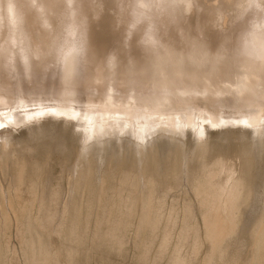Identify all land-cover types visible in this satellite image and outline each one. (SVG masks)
I'll return each mask as SVG.
<instances>
[{
	"label": "rangeland",
	"instance_id": "1",
	"mask_svg": "<svg viewBox=\"0 0 264 264\" xmlns=\"http://www.w3.org/2000/svg\"><path fill=\"white\" fill-rule=\"evenodd\" d=\"M23 5H25L26 8L30 9L32 12L34 11H37L38 13L40 12H43V9H42V4H38L40 2L36 1V0H20ZM29 1H30V4H29ZM33 1V2H31ZM36 1V2H35ZM94 1V0H93ZM128 0H125L123 2H117L116 6L114 8L111 9L110 12L106 13L107 17L110 16L111 14L115 13L117 15H121V19H120V22L118 23H112L109 25L110 27V30L111 31H114V34L116 36L119 37L120 39V43H123V44H127L128 42V37H131L132 36V32L134 30V27L133 26L131 29H128V32L127 31V35H130V36H125V33H124V30H123V27L125 25L124 21L126 22L127 20V17H128V10H127V2ZM207 1V0H206ZM68 2H72V3H76V5H74L73 7H71V3L69 4V7L73 8L71 9L70 11L73 10V13L72 12H68V14L66 13V15L64 16L65 17V21H69L71 22L70 25L73 27H71L72 31H68L67 32V35H65V44L67 43L70 44L69 45V49L67 50V52L65 53V57L63 55V53L60 54V57L57 58L56 60L55 59H49V60H45V59H48V56L46 58V55H43L45 57L42 58V61L45 62V64H49L48 66L45 65L42 61V63L40 62H36L34 61L37 65H35V63H33V59L32 58V61H31V58L29 56H31L30 53H27L29 50L24 46L23 44V41L21 40V38L18 40L20 43L19 45L17 46L18 48H15V45L12 47V48H6V45L5 44H0V55H2L3 51L5 50H8L10 51V55H9V58L11 61H14L16 59V56L14 55L15 52H20L22 54V56L19 58L21 60H19L20 63L14 61L11 63L10 67V71L11 73H14L15 75H17V78L21 77L23 79H25L26 82H28L29 80H33L35 81L36 78H40V77H45V75L47 74H51L54 69H58L63 63H64V68H74L76 65V67H78L81 71H82V74L83 75H86L87 73V77L89 76V71L87 70V72L85 71L86 68H88V66L86 67L85 65V62L83 61V50L80 49L79 47H76L77 43L79 45V42L81 41H84V37H83V34H82V31L80 30V28L82 27V24L83 23V20L78 21L76 22V19L74 17L75 16H78V19H82L83 16L82 13L84 12L83 8L84 6L80 5L79 2L77 0H68ZM127 2V3H125ZM208 2H212V3H217L218 1L217 0H208ZM35 3H37L35 5ZM74 3V4H75ZM120 3H123V4H120ZM28 4V5H27ZM33 6H32V5ZM248 8L246 10H244V12L241 14V18L239 20H236L234 23H231L229 26V28H226L224 29V31H229L230 33H235L236 30H240L239 27L245 29L246 31V40L247 42L249 43H246V53L248 55H244V56H241L240 58H238L237 60H235V64L238 65V67L240 66L241 67V64L243 66V64H247V65H244L243 67H246L248 66V69L249 70H252L250 72L254 73L255 77L259 80V84L262 85L263 82H264V73H262V70H261V66H263L264 64V31H261V26L260 25H257L255 29L253 30H249L250 29V24L251 22L254 20V19H258L259 17H261V15H264V14H261L259 13V11L256 10V8L252 7L253 5H257L254 0H249L248 1ZM39 5V6H38ZM29 6V7H27ZM30 6L32 7V9L30 8ZM37 6V7H35ZM41 6V7H40ZM68 6V5H67ZM82 7V11L80 10L81 7ZM95 6V7H94ZM120 6V8H119ZM33 7L37 8V9H34ZM79 9H77V8ZM76 8V10H75ZM95 9V11H94ZM114 9V11H113ZM93 10V11H92ZM97 10V11H96ZM117 10V11H116ZM121 10H125V11H121ZM127 11V12H126ZM31 12V13H32ZM82 12V13H80ZM90 12V13H89ZM88 12L87 15H85L86 18H90V17H93V18H98L100 17V10L99 8H97V5H93L92 8L90 9V11ZM93 12V13H91ZM121 14H120V13ZM125 12V13H124ZM233 11L231 10V8H227L226 9V17H225V20H224V23L223 27H226V21L229 20V15L232 13ZM49 13H53L52 11H49ZM98 13V14H97ZM34 14V13H32ZM57 13H54L52 14L54 17L53 18H58L57 16L55 17ZM72 14H74L73 16H71ZM80 14V15H78ZM127 14V15H126ZM58 15V14H57ZM89 15V16H88ZM69 16V17H68ZM71 16V18H70ZM96 16V17H95ZM247 16V17H246ZM1 15H0V21L2 20L3 22L2 23V27L4 28V17H2L1 19ZM68 17V19H67ZM74 17V18H73ZM80 17V18H79ZM243 17V18H242ZM73 18V20H72ZM248 18V19H247ZM43 19H46V16L45 18L43 17ZM84 19V17H83ZM74 21V22H73ZM122 21V22H121ZM239 22V23H238ZM74 23V24H73ZM79 24L77 26H75V24ZM121 23V24H120ZM247 23V24H246ZM44 24H47V19L46 21H44ZM73 24V25H72ZM238 24V25H237ZM81 25V26H80ZM113 25V26H112ZM120 25V26H119ZM195 26V25H193ZM2 27H1V24H0V38L2 39ZM111 27H113L111 29ZM220 28V25H215V28ZM235 27V28H234ZM78 28V29H77ZM70 29V30H71ZM114 29V30H113ZM73 30H76V31H73ZM80 30V31H78ZM119 30V32H118ZM235 30V31H233ZM132 31V32H131ZM223 31V30H222ZM46 31L42 30L41 28H36L35 31H34V35H36V33H38L36 36H42L43 38L45 37L44 33ZM122 32V33H121ZM17 33V36H20V33L18 34ZM69 33H71V35L69 36ZM118 33V34H117ZM150 30L146 33L147 37L151 36L150 34ZM233 33V34H234ZM82 34V36H81ZM205 34V33H204ZM220 34L222 33H219V35H217V37H219V39L217 37H215L216 39H218L215 43V40L214 39H210L212 42H214V44L212 42H210V40L208 39V43L210 46H213L212 48H216L225 38V33L222 34V36H220ZM248 34V35H247ZM73 35V36H72ZM78 35V36H77ZM13 38L14 36L16 37V35H12ZM72 36V37H71ZM122 36V37H120ZM263 36V38H262ZM135 37V36H134ZM132 38V40H130L128 43V45L131 44V46L133 47L132 48V52L130 51L129 54L127 55H120L123 56L121 57V59H126L128 55H135L137 57H139V54H141V51L139 50V47H138V39H135V38ZM70 38V39H69ZM95 38V41L96 43H100L102 44L103 46H105V49L108 47V45H110L113 41L112 39V36H108L106 33H103L101 32L100 33H96V35L94 36ZM137 38V37H136ZM205 38L207 39V37L205 36ZM15 39V38H14ZM74 39V40H73ZM76 39V40H75ZM104 40V41H103ZM111 40V41H110ZM22 41V42H21ZM75 41V42H73ZM133 44H132V43ZM135 42V44H134ZM219 42V43H218ZM252 43V45H251ZM105 44V45H104ZM134 45V46H133ZM251 45V46H249ZM3 46L5 48H3ZM21 47V48H20ZM23 47V48H22ZM253 47V48H252ZM26 48V49H25ZM4 49V50H2ZM14 49V50H13ZM247 49H250L247 50ZM26 50V51H25ZM253 50V52H252ZM255 50L257 52H255ZM2 51V52H1ZM23 51V52H21ZM112 51V50H111ZM108 51V50H103L101 51L100 53L97 54V58L98 60H96L97 63H95V66H94V76L91 78V82L88 84V91H87V94L86 96L88 95L89 97L93 96L94 98L98 99V100H102V102L104 103H111L114 105L115 104H120L122 102H129V103H138V104H141V105H153V104H156V102L159 100H161L162 102H159L160 104H163L165 103V101H167L169 98L166 99V97L163 96L164 95H167L168 96L170 95L171 96V99L172 101L174 102H177V101H180L178 97L180 96H184L186 93H190V92H193L195 91V88L197 89L198 88V85H200V81L201 79L198 81V80H191L189 78L186 77L183 78L184 79V87L183 85L181 86H178V84L176 83L175 84V80L171 81V83H169V85L166 84V86L163 88L161 86V84H154L152 86V88L150 90H145V89H140L138 88L137 86H135L134 84H130V83H125L124 81V78L121 74H119L117 72V64H118V57L115 55L114 51ZM14 52V53H13ZM26 52V53H25ZM105 52H110L108 55L107 53ZM49 53V52H48ZM253 53V55L251 54ZM30 54V55H29ZM100 54V55H99ZM109 55H111V57H109ZM255 55V56H254ZM257 55V59H254ZM13 56V57H12ZM114 56V57H113ZM141 56V55H140ZM248 56V57H247ZM15 57V58H14ZM32 57V56H31ZM103 57V58H102ZM111 58V59H106V58ZM113 57V59H112ZM244 57V58H243ZM77 58V59H76ZM101 58V59H100ZM246 58V59H245ZM251 58V59H250ZM81 59V61H80ZM106 59V60H105ZM239 59L242 60L239 62ZM253 59V60H252ZM30 60V61H29ZM53 60V61H52ZM57 63H55L54 62ZM79 60V61H78ZM251 60V61H250ZM48 63H47V62ZM100 61V62H99ZM239 64H238V62ZM248 61V62H247ZM250 61V62H249ZM253 61V63H252ZM31 62V63H30ZM50 62V63H49ZM54 62V63H53ZM102 62V63H101ZM247 62V63H246ZM256 62V63H255ZM17 63V64H16ZM33 63V65H32ZM101 63V64H100ZM105 63V64H104ZM114 63V64H113ZM230 62H226L223 67H222V70L224 68H228L230 64H234V63H230ZM263 64V65H258V64ZM103 64V66H102ZM112 64V65H110ZM228 64V66H226ZM256 64V65H255ZM18 65V66H17ZM31 65V67H30ZM39 65V67H38ZM116 65V66H115ZM253 65V67H252ZM17 68H16V67ZM22 66V67H21ZM38 68H36V67ZM51 66V67H49ZM58 66V67H57ZM107 67V68H105ZM239 67V68H240ZM241 67V68H243ZM251 67V68H249ZM256 67V68H255ZM47 68V69H46ZM53 68V69H52ZM105 68V69H103ZM45 69V70H44ZM85 69V70H84ZM99 69V70H98ZM108 69V70H107ZM17 70V71H16ZM24 70V71H23ZM36 70V71H35ZM101 70V71H100ZM114 70V71H113ZM261 70V71H260ZM106 71V72H105ZM254 71V72H253ZM19 72V73H18ZM46 72V73H45ZM97 72V73H96ZM103 72V73H102ZM109 72V73H108ZM117 73V75H116ZM77 74V72L75 70L73 71H64L62 77H61V81H65V80H68V78H72L74 77L75 75ZM103 74V75H102ZM115 74V75H114ZM118 74H119V77H118ZM182 74V73H180ZM257 74V75H256ZM183 75V74H182ZM109 76V77H108ZM184 76V75H183ZM35 77V78H34ZM185 77V76H184ZM210 77V76H208ZM260 77V78H259ZM118 78V79H117ZM122 78V79H120ZM113 79V81H112ZM94 80V81H93ZM122 80V81H121ZM192 83H191V81ZM93 81V82H92ZM102 81V82H101ZM108 81V82H107ZM111 81V82H110ZM115 81V82H114ZM120 81V82H119ZM198 81V82H197ZM12 82V81H11ZM262 82V83H260ZM112 83V84H111ZM190 83V84H188ZM196 83V84H194ZM199 83V84H198ZM93 84V85H92ZM165 83H162V85H164ZM189 85V86H186V85ZM192 84V85H191ZM20 82H17L14 84V82H12V85H9V86H6L5 85V81L3 79V76H1V72H0V104L3 102L2 106L4 107V105H7V99H10V97L12 96V94L16 93V92H20V94L23 93H29V91L31 90L30 87H23L22 85H20ZM109 87H108V86ZM125 85V86H124ZM158 85V86H157ZM160 85V86H159ZM91 86H93L92 88H90ZM99 86V87H98ZM102 86V87H101ZM105 86V87H103ZM115 86V87H114ZM177 86V87H176ZM5 87V89H4ZM53 87V86H52ZM52 87H49V88H39L37 89L36 91L34 92H38V91H42L43 93H47L46 91L50 92L51 89H53ZM95 87V88H94ZM108 87V88H107ZM112 87V88H111ZM169 87V88H168ZM179 87V88H178ZM104 88V89H103ZM134 88V89H133ZM162 88V89H160ZM4 89V90H2ZM46 91H45V90ZM95 89V91L93 90ZM108 89V90H107ZM161 91L159 92L158 91ZM164 89V90H163ZM14 90V91H13ZM15 90H17L15 92ZM94 91L93 93H91V91ZM134 90V91H133ZM166 90V91H165ZM169 90V91H168ZM180 90V91H179ZM45 91V92H44ZM99 91V92H98ZM110 91V92H109ZM118 91V92H117ZM136 91V92H135ZM91 93V96H90V93ZM97 92V93H96ZM106 92V93H105ZM139 92V93H138ZM166 92H169L166 94ZM179 92V93H178ZM182 92V93H180ZM89 93V94H88ZM104 93V94H103ZM156 93V94H155ZM159 93H162L161 95H159ZM103 94V95H101ZM114 96H113V95ZM142 94V95H141ZM151 94V95H150ZM5 95V96H4ZM10 95V96H9ZM15 95V94H14ZM118 95V96H117ZM131 95V96H130ZM9 96V97H8ZM113 96V97H112ZM133 96V97H132ZM164 100H162L163 98ZM107 97V99H105ZM117 97V98H116ZM127 97V98H126ZM159 99V100H158ZM166 99V100H165ZM148 100V101H147ZM6 101V102H5ZM139 101V102H138ZM152 101V102H151ZM5 102V103H4ZM151 102V103H150ZM157 102V104H158ZM146 103V104H145ZM150 103V104H148ZM166 104V103H165ZM6 107V106H5ZM167 107L168 106H164L162 107V110L161 108H159V112L160 110L164 113H168L167 111ZM164 108L166 109V111L164 110ZM170 108V107H169ZM174 108V110H173ZM213 108V107H212ZM173 110L172 112L170 111ZM168 109L169 112L171 113H174L176 110L179 109L178 106H173L172 108ZM176 109V110H175ZM164 110V111H163ZM177 112V111H176ZM161 113V112H160ZM263 116H264V112H262ZM40 119L37 121H31V122H28L26 124H20V125H17L16 127L12 128V135L13 136V141H12V144H8L10 145L7 149V146H3L1 143H0V154H1V151L2 149H7L8 151H12L13 155H12V158H16V157H19L20 159L22 158H26L25 160L22 159L24 161V163H26V170H25V173L24 175L26 176H22L23 179H21V192H20V196H19V200L17 197H15L16 195H19V193L15 190H13L15 187L13 186V184H11L9 181H11V176L12 175H16L17 172H19V169H17V167L19 168V166L17 165L18 163H14V166H13V163H4V160L2 161L1 159V155H0V185H2L0 188H2L0 191V202L3 203L4 201L6 203H3L1 204L0 203V209H3V210L7 213H8V219L7 218V224L4 223V221L2 220V217H0V236L2 237L0 240V249H2V253L0 251V253L2 254V257H1V254H0V264H43L42 263V259L43 257L46 258L45 262L47 261L48 263L50 264H71V263H68V262H71L72 261V258L74 256L75 260L72 261V264H156L157 261H160V262H157V264H172V259H173V255L175 253V251H178L184 258L188 259L190 261V264L192 263L193 264V261L194 264H204L206 262V260L210 256V253L212 252V249H213V246L212 244L213 241L206 237L205 236V224L204 223V219L202 220L203 218V212H205L206 210V207L201 206V204L197 205V201H200V199L198 200V198L196 197V195L198 196V193L195 191V188L197 186H195L197 184V181L200 179V176L202 173H199L201 172V170L199 169V167H195L197 164V156H198V153H197V147L195 149V143H196V138L195 136H193V132L191 131H187L185 132L184 134H176V133H166V132H162V133H159L157 134V137L155 136V140L154 141H151L152 143H148V144H145V152H149L152 150V148L150 146H154L156 147L157 149L155 150V152L153 153V156L154 157V160L156 162H154L153 158L151 157H147L145 160L140 159V154H138L134 148H133V143L132 142H128L127 138H132L134 141H137V137L135 135H133V133L129 132V133H122V134H118L116 136H113V137H110V139L113 141H115V145L112 147L111 145H107V147L105 149H103L102 151H100L98 153L97 149H95V145H90L89 149H88V152L87 153H82L81 154V143H80V139L78 138V133L76 132L77 131V128L74 127V125L70 122H66L62 119H58L56 120L55 122L54 121H50L48 120V118L46 117L45 114L41 115L39 117ZM58 121V122H57ZM58 125V126H57ZM54 126H57V128H55ZM24 127V128H23ZM51 127H54V128H51ZM69 127V128H68ZM58 128H60L58 130ZM43 129V130H42ZM54 129V130H53ZM57 129V130H56ZM214 130H212V132L210 134H208V142H209V149L208 151L206 152V157L208 155H210V159L209 158H206L209 162H212L213 160H215V158L217 157H224L226 159L229 160L228 162H230L231 164H233V168H235L234 170V175L235 174H239L240 170H241V167H243V161H244V158L243 156L241 155V152L246 148V146L248 144H251L252 142H256V144H254L255 148H254V151L256 154H254L253 156V164L251 166V169H250V181H251V186H252V190L253 193L251 198L249 199L248 201V204H246L243 208V210L240 211L239 213V225L237 226V229H236V232L234 233V236H228L226 235L225 238L221 239L220 241L218 242H223L224 243V246L227 245V251H226V259L229 260L230 264H252L253 262V255H254V249H255V239H256V236L255 234L253 233L254 232V225L257 221V219L259 218L260 216V213L263 211L264 209V132L261 133L259 136H254L253 134H251L250 132L242 135L241 137L238 136V133H235V132H226L227 128L226 127H217V128H212ZM46 130V131H45ZM58 133L59 131V135L60 137L62 138H59L57 139L56 141L55 138H52L51 139V134H53L52 136H54V133H56V131ZM52 131V132H51ZM54 131V132H53ZM68 131V133H67ZM75 131V132H74ZM15 132V133H14ZM49 132V133H48ZM51 132V133H50ZM63 132V133H62ZM72 132V134H71ZM216 132V133H215ZM30 133V134H29ZM46 133V134H45ZM56 133V134H57ZM61 133V135H60ZM50 134V135H49ZM55 134V136H56ZM71 134V135H70ZM214 134V136L212 135ZM23 135V136H22ZM40 135V136H39ZM50 136L48 137L49 140L51 141H48L47 139V136ZM168 135V136H166ZM46 136V137H45ZM123 137L122 139L118 140L119 137ZM210 136V137H209ZM23 137V138H22ZM40 137V138H39ZM45 137V138H44ZM118 137V138H117ZM186 137V138H185ZM16 138V139H15ZM35 140H34V139ZM39 138V139H38ZM42 138H44L43 140H46L43 142ZM168 138V139H167ZM175 138V139H174ZM177 138V139H176ZM214 139V142H213V139ZM256 138V139H255ZM30 139V140H29ZM54 139V140H53ZM61 139V140H60ZM77 139V140H76ZM173 139V140H172ZM194 139V140H193ZM214 143L215 145H213L211 143ZM219 139V140H218ZM23 140V141H22ZM53 140V142H52ZM59 140V142L62 144L58 145L57 142ZM151 140V139H150ZM168 140V141H167ZM176 140V141H175ZM219 142H218V141ZM246 140V141H245ZM39 141L40 143V146H39V143H36L38 145H36L35 143ZM41 141V142H40ZM64 141V144L63 142ZM156 141V142H155ZM183 141V142H182ZM195 141V142H194ZM221 141V142H220ZM231 141V142H229ZM234 141V142H233ZM248 141V142H247ZM251 141V142H250ZM22 142V143H21ZM32 142L35 144L34 147H33V144ZM46 142V144H45ZM54 143L53 146H51L49 143ZM178 142V143H176ZM217 142V144H216ZM238 142V143H237ZM23 143H25L23 145ZM30 143V146H27L29 145ZM42 143V144H41ZM59 146H55L56 144ZM88 143V142H87ZM168 143V144H167ZM220 143V144H219ZM229 143V144H228ZM244 143V144H243ZM23 147H19V145H21ZM27 144V145H26ZM45 144V145H43ZM48 144H49V148L51 149L52 147V150H50L48 148ZM13 145L16 148H18V152L17 149L15 150L13 148ZM212 145L214 146L215 149H213ZM219 145V146H218ZM221 145V147H220ZM226 145V146H225ZM17 146V147H16ZM25 146V147H24ZM32 146V147H31ZM55 146V147H54ZM176 146V147H174ZM218 146V147H217ZM53 147L54 148H61V147H65V148H62V150L60 149H54L53 150ZM212 147V149H210ZM234 147V148H233ZM26 148V149H25ZM34 148V149H33ZM39 148V149H38ZM45 148V149H44ZM49 151H52V152H49ZM194 148V149H193ZM114 149V150H113ZM179 149V150H178ZM229 149V150H228ZM234 149V150H233ZM33 150V151H32ZM59 150V151H58ZM194 151V154L192 153ZM236 150V151H235ZM37 151V152H36ZM47 151L49 153H47ZM106 151V152H105ZM210 151V152H209ZM18 152V153H17ZM28 154H26V153ZM35 152V153H34ZM77 152V153H76ZM98 154H97V153ZM108 152V153H107ZM181 153V154H178V153ZM189 153H190V156H189ZM262 153V154H261ZM19 154V155H18ZM21 154V155H20ZM23 154V155H22ZM46 154V155H45ZM197 154V155H196ZM222 154V155H221ZM235 154V155H234ZM131 155V156H130ZM139 155V156H138ZM184 155V156H183ZM193 155V156H192ZM195 155V157H194ZM217 155V157H216ZM33 156V157H32ZM47 159H46V157ZM49 156V157H48ZM82 156V158H81ZM142 156V155H141ZM150 156V155H149ZM182 158L180 159L179 157ZM192 158L191 160H194L195 162H192L191 164V160L189 161V157ZM78 157V158H77ZM188 157V158H187ZM49 158V159H48ZM231 158V159H230ZM19 159V161H21ZM33 159V160H32ZM165 159V160H164ZM188 159V160H187ZM212 159V160H211ZM31 160V161H30ZM97 160V161H96ZM140 160V161H139ZM30 161V163H29ZM45 161V162H44ZM161 161V162H160ZM164 161V162H163ZM182 161V162H181ZM189 161V162H188ZM235 161V163H234ZM238 161V162H237ZM28 162V163H27ZM33 162V163H32ZM42 162V163H41ZM170 162V163H169ZM37 165V169L38 171H42L41 172H38L35 171L36 169L33 170V168L35 167V164ZM40 163V164H39ZM45 166H42L41 167V164ZM47 163V164H46ZM161 163V164H159ZM182 163V164H181ZM188 163H190V167H195V168H192V170L195 171L193 172L191 170V168L189 169V165ZM11 164V166H10ZM31 164V165H30ZM194 164V165H193ZM16 165V166H15ZM160 165V167H159ZM236 165V167H235ZM261 165V166H260ZM39 166V167H38ZM93 166H96L93 167ZM163 166V167H162ZM186 166V167H185ZM14 167V168H13ZM16 167V168H15ZM33 167V168H32ZM62 167V168H61ZM159 167V168H158ZM11 168H13L11 170ZM30 168V169H29ZM43 168V169H42ZM94 168V169H93ZM163 168V169H162ZM262 168V169H261ZM72 169V170H71ZM179 169V170H178ZM183 169V170H182ZM190 171H189V170ZM256 169V170H255ZM257 169H259L257 171ZM18 170V171H17ZM32 170V171H31ZM146 170V172H145ZM164 170V171H163ZM175 170V171H174ZM17 171V172H16ZM30 171V172H29ZM60 171V172H59ZM149 171V173H148ZM152 171V172H151ZM10 172V173H9ZM16 172V174H14ZM50 172V174H49ZM62 172V173H61ZM159 172V173H158ZM162 172V173H161ZM192 172L194 173V176L192 175ZM259 172V173H258ZM8 173V174H7ZM31 173V174H30ZM34 173V175H33ZM38 174V177L35 175ZM48 173V174H47ZM61 173V174H60ZM87 173V174H86ZM151 173V174H150ZM174 173V174H173ZM191 173V178H189L190 176H186V175H189ZM256 173V174H255ZM60 174V175H59ZM160 174V175H159ZM200 176H197L199 175ZM221 175H218L217 176V180H222L224 179L225 177V173L224 172H221L220 173ZM262 174V175H261ZM32 175V176H31ZM50 175V176H49ZM52 175V176H51ZM62 175V176H61ZM94 175V177H93ZM135 175V176H134ZM145 175V176H144ZM154 175V176H152ZM165 175V176H164ZM172 175V176H171ZM196 175V176H195ZM8 176V179L7 177ZM47 176V177H46ZM60 176L61 179H59L58 177ZM107 176V177H106ZM152 176V177H151ZM163 176V177H162ZM10 177V178H9ZM28 177V178H27ZM31 177V178H30ZM38 178V181L41 180L42 181V184L43 182H47L46 185H48L47 187L49 188H46V185L45 183L43 184V187L45 189H42V193H45L46 195H48V198L47 196L44 194H42V196L46 199L47 201H45V204L47 207H50V208H53L54 210H61L59 212L61 213H58L57 211V217L54 216L55 214V211L53 209H50L48 208V211L50 212L48 218L50 217H55V218H51V220L53 222L54 225H52L51 227L53 228L52 230H50V233L48 229H51V227H49L48 229H45V230H48V234L45 232V230L42 228V227H38L39 226V221H41L39 219V217L42 215L40 212L41 210H45V208H42L40 209V205L42 204V201L39 203V201L41 200L40 198L42 197L41 196V193H39V190L37 188V185L33 188L34 191H33V188H24V186H22V184L24 185V183H28L31 181V179H33L34 182H36V180L34 179H37ZM48 178L45 179V178ZM74 177V178H73ZM115 177L116 179L114 180ZM143 177V178H142ZM220 177V178H218ZM262 177V178H261ZM6 178V179H5ZM41 178V179H40ZM80 178V179H79ZM93 178V179H92ZM128 178H130V180H128ZM153 178V179H152ZM157 178V179H155ZM160 178V179H159ZM193 178V179H192ZM196 178V179H195ZM30 179V181H29ZM96 179V180H95ZM162 179V181H161ZM192 179L191 181V185L194 183L193 186H190L189 182L190 180ZM195 179V180H194ZM259 179V180H258ZM2 180V181H1ZM23 180V181H22ZM28 180V182H27ZM45 180V181H43ZM57 180V181H56ZM62 180V181H61ZM89 180V181H88ZM92 180V181H91ZM108 180V181H107ZM127 180V182H126ZM133 180V182H132ZM151 180H153L151 182ZM194 180V182H193ZM255 182H254V181ZM10 185H9V183ZM37 181V182H38ZM49 181V182H48ZM61 181V182H60ZM135 181V182H134ZM165 181H166V184H165ZM189 181V182H188ZM69 182V183H68ZM72 182V183H71ZM96 182V183H95ZM105 182V183H104ZM162 185L161 188L160 185ZM168 182V183H167ZM178 186H176L177 184ZM180 182V183H178ZM183 182V183H182ZM60 183L61 185H58ZM70 183H71V186H70ZM82 183V184H81ZM92 183V185H90ZM95 183V184H94ZM104 183V184H102ZM110 183V184H108ZM151 183L152 185L154 186V191L157 192V195L154 194V198H155V204H159V207L158 208V212L160 214L159 216V219H158V223H157V226L155 228H151L150 226H148V224H146L145 222L141 221V218H140V214H141V208H142V196L146 195L148 193V191L151 189ZM170 183V184H169ZM256 183V184H255ZM58 186H57V185ZM135 184V185H134ZM188 184V185H187ZM255 184V185H254ZM8 185V186H7ZM54 185V187H53ZM75 185V186H74ZM82 185V186H81ZM94 185V187H92ZM127 188H126V186ZM166 185V186H165ZM7 186V187H6ZM16 186V185H15ZM52 186V187H50ZM63 188H61V187ZM107 186V188H106ZM159 186V187H158ZM166 188H165V187ZM181 186V187H180ZM184 186V187H183ZM187 186V187H186ZM257 186V187H255ZM14 187V188H13ZM19 187V186H18ZM17 187V188H18ZM81 187V188H80ZM110 190H109V188ZM112 187V188H111ZM121 187V188H120ZM170 187V188H169ZM260 187V188H259ZM9 191H8V189ZM57 188V189H56ZM91 188V189H90ZM102 188V189H101ZM117 188V189H116ZM120 188V189H119ZM143 188V189H142ZM153 188V187H152ZM165 188V189H164ZM256 188V189H255ZM259 188V189H258ZM4 189V190H3ZM16 189V188H15ZM70 189V190H69ZM72 189V191H71ZM106 189V190H105ZM125 189V191H124ZM163 189V190H162ZM185 189V190H184ZM7 190V191H6ZM13 190V192H12ZM24 190V191H23ZM26 190H28L27 192H25ZM37 190V192H36ZM47 190V191H46ZM61 190V192L63 193H59L58 195V191ZM67 190V191H66ZM118 192H117V191ZM122 190V191H121ZM135 190V191H134ZM157 190V191H156ZM168 190V191H167ZM256 190V191H255ZM261 190V191H260ZM32 191L34 193H32ZM50 191V192H49ZM51 191H53L54 193L57 192V194L53 195L50 199L53 200L54 198L56 199V202L55 199L53 200V202H55V206L53 205L52 206V202L50 203V201L48 200L49 199V196H51L52 194L54 193H51ZM56 191V192H55ZM69 191V192H68ZM92 193H91V192ZM107 191V192H106ZM111 191V192H110ZM132 193H131V192ZM138 191V192H137ZM165 191V193H164ZM3 192V193H2ZM10 192V193H9ZM15 192V194H14ZM29 192V193H28ZM31 192V193H30ZM49 192V193H48ZM74 192V194H73ZM98 192V193H96ZM101 192V193H100ZM109 192V193H108ZM124 192V193H123ZM130 192V193H128ZM136 192V193H135ZM147 192V193H146ZM153 192V193H155ZM260 192V193H259ZM93 193H95L94 195H92ZM108 193V194H106ZM119 193V194H117ZM122 193V195H121ZM139 193V194H138ZM197 193V194H196ZM4 194V195H3ZM12 194V195H11ZM29 194V195H27ZM33 194V197L30 198V196ZM38 194L39 197H38ZM78 194V195H77ZM102 194V195H101ZM133 194V195H132ZM136 194V195H135ZM196 194V195H194ZM3 195V196H2ZM25 195V196H24ZM35 195V196H34ZM37 195V197H36ZM69 195V196H67ZM72 195V196H71ZM106 195V196H105ZM108 195V196H107ZM111 195H112V198H111ZM142 195V196H141ZM22 196V199L20 198ZM27 196V197H26ZM92 198H90V197ZM93 196H94V199H93ZM165 196L167 197L165 199ZM12 197L15 199H12ZM30 198V201L32 203V205L30 204H27L28 201H29V198ZM61 197V198H60ZM67 197V198H66ZM89 197V198H88ZM100 197V198H99ZM119 197V198H118ZM121 197V198H120ZM131 197V198H130ZM134 197V198H133ZM159 197V198H158ZM199 198L201 196H198ZM33 198H36L35 199V202L33 200ZM59 198V199H58ZM104 198V199H103ZM107 198V199H106ZM109 198V199H108ZM117 198V199H116ZM123 198V199H122ZM125 198V199H124ZM133 198V199H132ZM164 200H163V199ZM187 198V199H186ZM190 198V199H189ZM197 200H196V199ZM257 198V199H256ZM260 198V200H259ZM262 198V199H261ZM8 199V200H7ZM12 199V202H10ZM25 199V200H24ZM38 199V201H37ZM59 201H58V200ZM64 199H65V202L64 203ZM88 199V200H87ZM91 199V200H89ZM113 199V200H112ZM157 199V200H156ZM161 199V200H160ZM189 199V200H188ZM192 199V201H191ZM44 200V199H43ZM73 200V201H72ZM95 200V202H94ZM133 200V201H132ZM139 200V201H138ZM262 200V201H261ZM20 201V202H19ZM25 201H27L25 203V206H23V208L21 207L23 205V203ZM78 201V202H77ZM90 201V202H89ZM103 203H102V202ZM108 201V202H107ZM110 201V202H109ZM115 202L113 204V202ZM124 201V202H123ZM132 201V202H131ZM162 201V202H161ZM259 202V204L257 202ZM10 203L12 205H8L7 204ZM34 202V203H33ZM39 204H38V203ZM72 202V203H71ZM76 202H77V205H76ZM86 202V203H85ZM93 202V204L91 203ZM107 202V203H106ZM112 202V203H111ZM120 202V203H119ZM127 202V203H126ZM138 202V203H137ZM192 202V203H191ZM252 202V203H251ZM16 203V204H15ZM47 203H50L47 205ZM64 203V204H63ZM68 203V204H67ZM71 203V204H70ZM88 203V204H87ZM91 203V204H90ZM117 203V204H116ZM132 203V204H131ZM135 203V205H134ZM175 203V204H174ZM191 203V204H190ZM200 203V202H198ZM249 203L251 204V206L249 207ZM256 203V205H255ZM4 204H6L4 206ZM54 204V203H53ZM68 206H67V205ZM74 204V205H73ZM104 204V205H103ZM107 204V206H105ZM110 204V205H109ZM123 204V205H122ZM126 204V205H125ZM128 204H131L128 205ZM137 204V207H135L134 209V206H136ZM185 204V205H184ZM189 204V205H188ZM8 205V206H7ZM28 205V206H27ZM36 205H39L36 207ZM43 205V204H42ZM59 205V206H58ZM66 205V206H65ZM70 205V206H69ZM85 205V206H84ZM96 205V206H95ZM113 205V206H112ZM119 207H118V206ZM187 205V206H186ZM261 205V206H260ZM4 206V207H2ZM12 206V208H11ZM35 206V207H33ZM52 206V207H51ZM65 206V207H63ZM74 206H78L77 208L74 207ZM82 206V208H80ZM90 206V207H89ZM93 209H92V207ZM110 206V207H109ZM117 206V208H116ZM121 206V208H120ZM123 206V207H122ZM173 206V207H172ZM192 206V207H191ZM10 207V208H9ZM30 207V208H28ZM32 207V208H31ZM47 207H46V210H47ZM55 207H57L55 209ZM67 207V209H66ZM74 207V209L72 208ZM86 207V208H85ZM125 207V208H124ZM178 207V208H177ZM189 207V208H188ZM257 207V208H256ZM40 211H38V213H40L41 215L40 216H37L38 213H37V209ZM65 210H64V209ZM76 208V209H75ZM80 208V209H79ZM84 208V209H83ZM91 208V210H90ZM96 208V209H95ZM100 208V209H99ZM109 208H111L110 210H108ZM112 208H113V212H112ZM119 208V209H118ZM128 210H131V211H128ZM133 208V209H132ZM169 208V209H168ZM177 208V209H176ZM187 208V209H186ZM201 208V209H200ZM205 208V209H204ZM262 208V209H260ZM7 209V210H6ZM22 209V211L20 210ZM26 209V210H25ZM36 209V210H35ZM50 209V210H49ZM70 209V210H69ZM82 209V210H81ZM89 209V210H88ZM107 209V210H106ZM173 209V210H172ZM194 209V210H192ZM199 209V210H198ZM255 209V210H254ZM17 210V211H16ZM29 210V212H28ZM31 210H33L31 212ZM45 210V211H46ZM51 210L54 211V214L53 211L51 212ZM71 212V213H69ZM76 210V211H75ZM83 212L80 213V211ZM84 210V211H83ZM85 210L89 211V212H85ZM95 210V212H94ZM102 210V211H101ZM105 214H104V211ZM116 210V212H115ZM121 210V211H120ZM125 210H126V217L124 216L125 214ZM134 210V211H133ZM137 210V211H136ZM257 210V211H256ZM9 211V212H8ZM16 211V212H14ZM22 213H21V212ZM47 211V212H48ZM64 211V213H62ZM75 213H74V212ZM77 211H78V214H82L80 219H79V216L77 214ZM120 211V212H119ZM128 211V213H127ZM178 211V213H177ZM181 211V212H180ZM186 211V212H185ZM195 211V212H194ZM247 211V212H246ZM36 212V213H35ZM48 212V213H49ZM94 212V213H93ZM112 212V213H111ZM133 212V213H132ZM190 212V213H189ZM6 213V215H7ZM31 213V214H30ZM33 213V214H32ZM69 213V216L68 214ZM72 213L77 216H74L73 215V218L75 217V224L77 225V230L80 228V225L83 223V226L86 228V230L83 228L82 229V226L81 228L77 231L76 228L75 230V238L77 235H79V238L82 239V241L79 240L78 236H77V239L74 238L73 235H70L67 233L65 227L68 225H64L66 221H68L69 223V217L72 215ZM86 215L91 213V216L90 214L89 215ZM123 215H122V214ZM136 213V214H135ZM140 213V214H139ZM165 213V214H164ZM194 213V214H193ZM200 213V214H199ZM256 213V214H255ZM21 214V215H20ZM32 217H30L29 216ZM37 214V215H36ZM51 214L53 216H51ZM63 215V217L65 218V220L63 219V217L61 218V215ZM111 214V215H110ZM113 214V216H112ZM133 214V215H132ZM193 214V215H192ZM223 214H225L223 212ZM246 214V215H245ZM93 215V217H92ZM101 215V216H100ZM105 216V218L103 216ZM123 219H122V217ZM128 215V216H127ZM132 215V216H131ZM136 215V216H135ZM192 215V216H191ZM245 215V216H244ZM258 215V217H257ZM2 216V215H0ZM17 216V217H16ZM28 216V217H27ZM36 216L38 217L37 219H39V221H37V219H33L36 218ZM60 216V217H59ZM68 216V217H67ZM85 216V218L83 219V217ZM90 216V217H89ZM179 216V218H178ZM67 217V218H66ZM89 217V218H88ZM102 217V218H101ZM121 217V218H119ZM163 217V219H162ZM248 217V219H247ZM19 221H18V219ZM21 218V219H20ZM25 218V219H24ZM29 218L31 219L30 221H33L35 220L36 222V226L38 227V229H40V232L39 230L36 228L35 229H32L30 231V229L25 226L24 224L28 223L29 221ZM78 218V220H77ZM82 218V220H81ZM89 220H88V219ZM109 218V219H107ZM115 218V220H114ZM117 218V219H116ZM130 218H132V221L130 220ZM177 218V219H176ZM185 218V219H184ZM197 218V219H196ZM255 218V219H254ZM23 219V221H22ZM86 219V220H85ZM92 219V220H90ZM102 219V220H101ZM122 219V220H121ZM125 219L127 220H130L131 222H128L126 220L125 222ZM169 219V220H168ZM9 220V221H8ZM50 220V221H51ZM63 220V222H62ZM74 220V219H73ZM82 222L80 224V221ZM99 220V222H98ZM104 220V221H103ZM107 220V223H105V221ZM113 223H111L112 221ZM124 220V221H123ZM140 220V221H138ZM171 220V222H170ZM184 220V221H183ZM192 220V221H190ZM198 220V221H197ZM253 220V221H252ZM255 220V221H254ZM22 221V222H21ZM49 221V222H50ZM61 221V222H60ZM84 221H87V222H84ZM88 221H90L88 223ZM100 221H103L102 224ZM118 221V222H117ZM160 221V222H159ZM252 221V222H251ZM18 222V223H17ZM60 224H59V223ZM108 222H110V224H108ZM127 225H125V223ZM140 222V223H139ZM162 222V223H161ZM173 222V223H172ZM198 224H197V223ZM203 222V223H202ZM251 222V223H250ZM4 223V224H3ZM21 223V224H20ZM23 223V224H22ZM51 223L49 225H51ZM57 223V224H56ZM62 223V224H61ZM86 223V224H85ZM91 223V224H90ZM120 223V224H119ZM145 223V224H144ZM196 223V224H195ZM5 225V226H2ZM20 224V225H19ZM80 224V225H79ZM89 224V225H88ZM101 224V226H100ZM108 224V225H107ZM117 228H116V226ZM173 224V225H172ZM189 224L190 226V229L188 231V235H187V239L185 240H181V232L182 230L185 228V226ZM18 225V227H17ZM56 225V226H55ZM61 225V226H60ZM88 225V226H87ZM100 228H99V226ZM103 225V226H102ZM107 225V226H106ZM113 225V226H112ZM119 225V227H118ZM122 225V226H121ZM143 225V226H142ZM3 228H2V227ZM23 226V228H22ZM60 226V227H59ZM63 226V227H62ZM106 226V228H105ZM112 226V228H111ZM126 226V227H125ZM140 226V228H139ZM169 226V228H168ZM248 226V228H247ZM6 227V228H5ZM54 227H56V230H57V234L56 231L54 230ZM97 227H98V230H97ZM103 227V228H102ZM114 227V228H113ZM122 227V228H121ZM130 227V228H128ZM142 227V228H141ZM5 228V229H4ZM19 229V231H17V229ZM58 228V229H57ZM90 228V229H88ZM102 228V230H100ZM111 228V229H110ZM144 228V229H143ZM149 228V229H148ZM23 231H22V230ZM42 229V230H41ZM60 229V230H59ZM83 231H82V230ZM107 229V230H106ZM113 229V230H112ZM116 229H118L116 231ZM119 229H121L119 231ZM126 230L125 232H123L124 230ZM138 229V230H137ZM141 229V230H140ZM154 229V230H153ZM256 229V227H255ZM6 230V231H5ZM27 230V231H25ZM55 232H54V231ZM62 230V231H61ZM85 230V232H84ZM89 230V231H88ZM104 230L105 233H104ZM116 232V235H112L111 236V233L110 231H114ZM136 230V232H135ZM146 230V231H145ZM240 230V231H239ZM33 231V232H32ZM36 231H38V233H36ZM53 231V234L55 233V235L51 234ZM60 231V232H59ZM64 231V233H63ZM79 231H81L80 233H78ZM88 233H87V232ZM98 231H100L99 233H101V235L98 234ZM109 231V232H108ZM138 231H141L142 233L138 232ZM157 231V232H156ZM159 231V232H158ZM181 231V232H180ZM192 231V232H191ZM200 231V232H199ZM17 232L21 233V234H18L17 235ZM23 233H25V237L23 236ZM44 232V233H43ZM66 232V233H65ZM87 233L84 235V233ZM91 232V233H90ZM127 232V234H126ZM144 232V233H143ZM156 232V233H155ZM195 232L197 234V245L195 247H193V239L196 238L195 237ZM204 232V233H203ZM255 232H258V229L255 230ZM32 233V234H30ZM60 233H61V236H60ZM63 233V234H62ZM104 233V234H103ZM121 233V234H120ZM124 233V234H123ZM147 233V234H146ZM191 233V234H190ZM194 233V234H193ZM201 233V234H200ZM44 234L43 235V238L42 236L40 235ZM65 234L66 236L68 235V239H66L65 237ZM95 234H98L96 235L95 237ZM108 234H110L108 236ZM153 234V236H152ZM159 234V235H158ZM250 234V235H249ZM27 235V236H26ZM49 235V236H48ZM82 235V236H81ZM87 235V238L85 237ZM122 235H125L123 237V239L121 238ZM164 235V236H163ZM174 235V236H173ZM190 235V236H189ZM255 237H254V236ZM22 236V237H21ZM34 236V237H33ZM47 238H46V237ZM65 236V237H64ZM106 236V237H105ZM111 236V237H110ZM141 238H140V237ZM172 236V237H171ZM192 236V237H191ZM21 237V238H19ZM34 240H41L43 243L41 245H44L45 248H46V255L49 257L47 258V256L45 255V253H42L40 251H36V249L34 250H31L30 248V243L28 241L29 238H32ZM66 239H64V238ZM86 239H85V238ZM98 237V238H97ZM101 237V240H103V242L98 239H100ZM104 237V238H102ZM114 239V244H113V239ZM116 237V238H114ZM118 237V238H117ZM127 240H125L126 238ZM137 237V238H136ZM152 237V238H151ZM164 237L167 238V241L165 244H162L163 240H164ZM204 237V238H203ZM24 238V239H23ZM71 238L72 241H71ZM106 238V240H105ZM144 238H146L144 240ZM156 238V239H155ZM255 238V239H254ZM22 239V240H20ZM64 239V240H63ZM177 239V240H176ZM225 239V240H224ZM24 240V241H23ZM26 240V241H25ZM38 240V241H39ZM70 240V241H69ZM84 240V242H83ZM111 242H110V241ZM121 240V242H120ZM188 240L190 242H188ZM3 241V242H2ZM8 241V242H7ZM23 241V242H22ZM63 241V243H62ZM68 243H67V242ZM73 241H77L76 243L73 242ZM80 241V243H83V246L82 245H77L78 246V250L75 248L76 244ZM91 241V242H90ZM110 242V245H107V242ZM116 241V242H115ZM118 241V242H117ZM126 241V242H125ZM136 241V242H135ZM143 241V242H141ZM147 243L145 244L144 243ZM187 241V242H186ZM226 241V242H225ZM46 242V243H45ZM60 242V243H59ZM73 244H72V243ZM105 242V243H104ZM125 242V244H124ZM151 242V243H150ZM169 242V243H168ZM186 242V243H185ZM200 242V243H199ZM240 242V243H239ZM24 243L25 244H28V245H25L24 246ZM62 243V244H61ZM85 243V244H84ZM119 243V244H118ZM144 243V244H143ZM150 243V244H149ZM155 243V244H154ZM182 243V244H181ZM203 243V244H202ZM208 243V246L207 244ZM239 243V244H238ZM7 245L5 247V245ZM9 244V245H8ZM72 244V245H71ZM75 244V245H74ZM113 244V245H112ZM116 244L120 247V249L118 250L117 248L119 247H116ZM124 244V246H123ZM137 244V245H136ZM152 244V245H151ZM192 244V245H191ZM4 245V246H3ZM32 245V244H31ZM34 245V244H33ZM70 245V246H69ZM74 245V247H73ZM115 245V246H114ZM148 245V247H147ZM200 245V246H199ZM24 246V250H22L21 247ZM54 246V248H53ZM67 247V251H66V247ZM115 248H114V247ZM146 246V247H145ZM151 246V247H150ZM186 246V247H185ZM199 246V247H197ZM3 247V248H1ZM5 247V249H4ZM9 248V251L7 252L6 251V248ZM33 247V246H32ZM73 249H71V248ZM137 247V248H136ZM144 247V248H143ZM203 247V249H202ZM12 248V250H11ZM26 248H29V249H26ZM63 250H62V249ZM151 248V249H149ZM189 248V249H188ZM194 250H193V249ZM201 248V249H200ZM241 248V249H240ZM14 249V250H13ZM71 249V250H70ZM75 249V250H74ZM143 249H147L146 251H144ZM163 249V251H162ZM198 249V251H196ZM73 250V252H71ZM78 253H77V251ZM81 250V252H80ZM15 251V252H14ZM24 251V252H23ZM25 251H27V254H25ZM35 251L37 253H35ZM59 251V252H58ZM118 251V252H117ZM143 251V252H142ZM150 251V252H148ZM157 251V252H156ZM194 251V252H193ZM262 251V250H261ZM259 251V252H261ZM263 251H264V248H263ZM6 252L8 253V256H6ZM30 254H29V253ZM32 252V253H31ZM34 252V253H33ZM52 252L54 253V255L52 254ZM62 252V254H61ZM63 252H66L67 254H64L63 255ZM88 252V254H87ZM146 252V253H145ZM164 252V253H163ZM193 252V253H191ZM210 252V253H209ZM240 252V253H239ZM12 253V255H11ZM15 253V254H14ZM39 253V254H38ZM40 253H42L40 255ZM57 253V255H56ZM60 257H59V255ZM70 253V254H69ZM78 257H77V255ZM145 253V256L144 259H143V255ZM149 253V255H148ZM169 253V254H168ZM24 254L25 257L22 255ZM29 254V256H28ZM72 254V255H71ZM75 254V255H74ZM91 254V255H90ZM140 254V255H139ZM143 254V255H141ZM161 254V255H159ZM191 254L193 257H191ZM3 255H5V258H3ZM11 255V256H10ZM16 255V257H15ZM22 258H21V256ZM27 255V257H26ZM40 255V256H39ZM45 255V256H44ZM53 255V256H52ZM97 255V256H96ZM149 257H148V256ZM168 255V256H167ZM195 255V256H194ZM197 255V256H196ZM33 256L36 258V261L33 260ZM57 256V258H56ZM76 256V257H75ZM167 256V257H166ZM199 256V257H198ZM260 256V255H259ZM31 257V259L29 258ZM52 257V258H51ZM66 257V258H65ZM70 257V258H69ZM96 257V258H95ZM107 257V259H106ZM158 257H161V258H158ZM164 257V258H163ZM166 257V258H165ZM171 257V259H170ZM196 260H195V258ZM204 257V258H203ZM3 258V259H2ZM9 258V260H8ZM15 258V259H14ZM30 260L29 262L26 261ZM34 258V259H35ZM39 258H42L40 260H38ZM60 258V259H59ZM73 258V259H74ZM157 258V260H155ZM237 258V259H236ZM250 258V259H249ZM14 259V260H12ZM24 261H23V260ZM55 259V260H54ZM69 259V261L67 260ZM142 259L144 261H142ZM150 259V261L148 260ZM162 259V260H160ZM193 259V260H192ZM205 261H204V260ZM261 259V264L263 263L264 264V258H260ZM6 260V262H4ZM51 260V261H50ZM84 260V261H83ZM170 260V261H169ZM26 261V262H25ZM38 261V262H37ZM50 261V262H49ZM54 261V262H53ZM57 261V262H56ZM63 261V262H62ZM155 261V263H154ZM169 261V262H168ZM204 261V263H202ZM36 262V263H35ZM41 262V263H40ZM46 262V263H47ZM53 262V263H52ZM239 262V263H238ZM45 263V264H46ZM47 263V264H48ZM221 264H226V263H221ZM229 264V263H227Z\"/></svg>",
	"mask_w": 264,
	"mask_h": 264
},
{
	"label": "bare ground",
	"instance_id": "2",
	"mask_svg": "<svg viewBox=\"0 0 264 264\" xmlns=\"http://www.w3.org/2000/svg\"><path fill=\"white\" fill-rule=\"evenodd\" d=\"M27 1V0H26ZM38 1V0H36ZM35 1V2H36ZM70 1V0H69ZM72 1V0H71ZM79 2V4L83 5L84 6V12L82 11V5L80 6L81 7V11L83 12H80L82 13L81 16L82 19H78V16H75L74 14H72L71 16L74 15L76 19V22L77 20L81 22V20H83V23L82 24V27L80 28V30L82 31V34H83V37H84V41H80L79 42V45L77 43L76 47H79L80 49L83 50V61L85 62V65L86 67L88 66V68H86V72L87 70L89 71V76L87 77V73L86 75H83L82 74V71L78 68V67H74V68H64V63L56 70L54 69V71L49 75H45V77H40V78H36L35 81L33 80H29L28 82L25 81V79L19 77L17 78V75H15L14 73H11L10 69V65L12 62L16 61L18 63L19 59L22 54L20 52H13L14 55L16 56V59L14 61H11L9 58V55H10V51L8 50H5L3 51L2 55H0V72H1V76H3V79L5 81V85L6 86H9V85H12V82H14V84L17 82H20V85H22L23 87L27 86V87H30V91L29 93L27 94L26 92L22 94H20V92H16L17 90H15L16 93L12 94V96L10 97V99H7V105H4V107L2 106L3 102L0 104V124H3L5 126L4 129H0V133H3V135H0V143L3 145V146H6L8 144H12V141H13V136L12 133V128L16 127L17 125H20V124H26L28 122H31V121H38L40 118L41 115L45 114L46 117L48 118V120H50L51 122L52 121H56L58 119H62L66 122H70L74 125L75 128H77V133L79 134L78 135V138L80 139V143H81V154L82 153H87L88 152V149L90 147V145H95V149H97L98 153L100 151H102L103 149H105L107 147V145H111L112 147L115 145V141L112 142V140L110 139V137H113V136H116L118 134H122V133H133V135H135L137 137V141H134L132 138H127L128 142H132L133 143V148L134 150L140 154V159L143 158V160H145L147 157H151L153 158L154 160V157L153 156V153L155 152V150L157 149L156 147L154 146H150L152 148L151 151H149L148 153L145 152V144H148L149 142L152 143L151 141H154L155 139V136L157 137V134L159 133H162V132H166V133H176V134H184L185 132L187 131H191L193 132V136H195L196 138V145H195V149L197 147V153H198V160H197V163L194 161V160H191L192 158H190V153H189V161L191 160V164L192 162H195L197 165L195 167H199V169L201 170V172L199 173H202L201 176L200 174L197 175V176H200V179L197 181V184L195 186H197L195 188V191L198 193V196H201L200 198L196 195V197L198 198V200L200 199V201H197V205L201 204L200 207H202L203 205L206 207V210L205 212H203V218L202 220L204 219V223L205 224V236L210 238L214 244H212L213 246V249H212V252L210 253V256L206 258H208L206 260V262L204 263V261L202 263L204 264H221V263H229V260H227L225 257H226V251H227V245L224 246V243L222 242H218L220 241L221 239L225 238L226 235H228L229 237L231 236H234V233L236 232V229H237V226L239 225V213L241 210H243L244 206L246 204H248V201L249 199L251 198L252 194L255 193L253 192L252 190V186H251V181H250V169H251V166L253 164V156L255 153L254 151V144H256V142H252L251 144H248L246 146V148L241 152V155L243 156L244 158V161H243V167H241V170L239 172V174H235L234 175V169L233 168V164H231L230 162H228L229 160L224 158V157H216L215 160H213L212 162H209L206 158H209L210 155H208L206 157V152L208 151L210 145H209V142H208V134H210L212 132V128H217V127H226L227 130L226 132H235V133H238V136L241 137L242 135L250 132L251 134H253L254 136H259L261 133L264 132V116L262 114V112H264V82L262 85L259 84V80L255 77L254 73L250 72L252 70H249L248 69V66L246 67H243L244 65H247V64H241V68L238 67V65L235 64V62H233L234 64H230L229 67L226 69L224 68L221 73H218L217 75H214V76H210V77H204L201 79L200 81V85H198V88L196 89L195 88V91L193 92H190V93H186L184 96H180L178 98H180L179 100L180 101H177V102H173L172 99H171V96L167 93L169 92H166L167 95H164V97L169 98L167 101H165L164 105L163 104H160L159 102H162L161 100H159L158 104L156 102V104H153V105H141V104H138L137 102L135 103H129V102H122L120 104H111V103H104L102 102V100H98L96 98H94L93 96H91V93H93L95 91V89H93L90 93V96L89 97L88 95L86 96L87 94V91L89 90L88 89V84L91 82V78L94 76V66H95V63L97 57V54L100 53L101 51H105V50H108V51H114L117 52L119 55H127L130 53V51L132 52V46L131 44L130 45H127L126 44H123V43H120V39H119V35L116 36L114 34V31H111L110 30V27L109 25L112 24V23H118L120 22V19H121V15H117L115 13L111 14L110 16L107 17L106 13L110 12L112 8H114L117 4V2H123L125 0H77ZM218 2L217 3H210L208 2V0H202V9L200 10L199 14L198 15H194L192 18H191V23L193 25H197L199 24L203 29H204V33H205V36L207 37V40L209 39H214L215 40V43L216 41L219 39V37H217V35H219V33H221L220 31L217 30V28H215V25H220V28L221 30L224 31V29L226 28H229V26H231L232 24L231 23H234L236 20H239L241 17V14L244 12V10H246L249 6L248 4V1L249 0H217ZM33 2V1H31ZM38 4H42V9H43V12H40L38 13L37 11H34L32 12L30 9L26 8L25 5H23V3L20 1V0H0V15L2 17H4V28L2 27V23L3 22L2 20L0 21V24H1V27H2V39L0 38V44H5L6 45V48L8 47L9 49L12 48L14 45H15V48H18L17 46L19 45V39L21 38V40L23 41V44L24 46L29 50L27 53H30L31 56H29L31 58V61H32V58L33 59V63H35L34 61L36 62H40L42 63V58L45 57L43 55H46V58L48 56V59H45V60H51L52 58L53 59H57L60 57V54L63 53L64 57H65V53L67 52V50L69 49V45L71 44H68L66 43L65 44V35H67V32L68 31H72L71 29V25L69 21H65V15L66 13L68 14V12L73 9L71 7H73L74 5H76V3H72V2H68V0H39ZM128 2V1H127ZM125 2V3H127ZM254 2L257 4L258 8H256L257 11H259V13L261 14H264V11H261L260 9H264V0H254ZM71 3V7H69V4ZM124 3V2H123ZM123 3H120V4H123ZM29 4H30V1H29ZM37 3H35L36 5ZM28 5V4H27ZM32 5V4H31ZM68 5V6H67ZM93 5H97V8H99L100 10V17L99 19L98 18H93V17H88L86 18L85 15L88 14V12L90 11V9L92 8ZM118 5V4H117ZM33 6V5H32ZM39 6V5H38ZM77 6V5H76ZM29 7V6H27ZM37 7V6H35ZM33 7L34 9H37ZM41 7V6H40ZM95 7V6H94ZM30 8L32 9V7L30 6ZM77 8V7H76ZM75 8V10H76ZM120 8V6H119ZM227 8H231V10L233 11L230 15H229V20L226 21V27H223L221 25H223L224 23V20H225V17H226V9ZM79 9V8H77ZM116 9V8H114ZM113 9V11H114ZM74 10V9H73ZM73 10L70 11L73 13ZM49 11H52L54 13H57L55 15V17L57 16L58 18H53L54 16L49 13ZM77 11V10H76ZM93 11V10H92ZM95 11V9H94ZM97 11V10H96ZM117 11V10H116ZM122 12L125 11V10H121ZM34 14H32V13ZM127 12V11H126ZM90 13V12H89ZM93 13V12H91ZM120 13V12H119ZM125 13V12H124ZM85 14V15H84ZM98 14V13H97ZM121 14V13H120ZM80 15V14H78ZM127 15V14H126ZM46 16V19H47V24H44V21H46V19H43V17L45 18ZM70 16V18H71ZM89 16V15H88ZM1 17V19H2ZM69 17V16H68ZM67 17V19H68ZM73 17V18H74ZM96 17V16H95ZM247 17V16H246ZM72 18V20H73ZM80 18V17H79ZM243 18V17H242ZM248 19V18H247ZM74 22V21H73ZM122 22V21H121ZM78 23V22H77ZM75 24V26L79 25V24ZM125 23V21H124ZM239 23V22H238ZM74 24V23H73ZM72 24V25H73ZM121 24V23H120ZM231 24V25H230ZM247 24V23H246ZM238 25V24H237ZM81 26V25H80ZM113 26V25H112ZM120 26V25H119ZM78 27V26H77ZM123 27V26H122ZM133 27V26H132ZM258 27V26H257ZM36 28H41L42 30L46 31L44 33L45 37L43 38L42 36H36L38 33H36V35H34V31ZM73 28V27H72ZM79 28V27H78ZM77 28V29H78ZM113 27H111L112 29ZM235 28V27H234ZM71 29V30H70ZM131 29V28H129ZM239 29H241V27H239ZM78 30V31H80ZM114 30V29H113ZM132 30V29H131ZM73 31H76V30H73ZM80 31V32H81ZM128 31V30H127ZM235 31V30H233ZM238 30H236L237 32ZM18 34L20 33V36H17V33ZM77 32V31H76ZM100 33L103 32V33H106L108 36H112V43L110 45H108V47L105 49V46H103L102 44H100L99 42L96 43L95 41V38L94 36L96 35V33ZM119 32V30H118ZM130 32V31H128ZM132 32V31H131ZM229 32V31H227ZM122 33V32H121ZM151 33V32H150ZM149 33V34H150ZM230 33V32H229ZM234 33V32H233ZM16 35V37L12 35ZM81 34V36H82ZM118 34V33H117ZM223 34V33H222ZM222 34H220V36H222ZM71 35V33H69V36ZM131 35V34H130ZM130 35H127V36H130ZM151 35V34H150ZM174 35V34H173ZM224 35V34H223ZM226 35V33H225ZM248 35V34H247ZM73 36V35H72ZM71 36V37H72ZM78 36V35H77ZM122 37V36H120ZM215 37H217L218 39H216ZM130 38V37H128ZM135 39H137L136 37H134ZM247 38V37H246ZM245 38V40H246ZM263 38V36H262ZM70 39V38H69ZM148 39H151V36L148 37ZM211 39V40H212ZM248 39V38H247ZM19 40V41H18ZM74 40V39H73ZM76 40V39H75ZM210 40V42H212ZM21 41V42H22ZM104 41V40H103ZM111 41V40H110ZM248 41V40H247ZM246 43H249L247 42ZM75 42V41H73ZM130 43V42H129ZM132 43V42H131ZM214 44V42H212ZM219 43V42H218ZM133 44V43H132ZM135 44V42H134ZM105 45V44H104ZM252 45V43H251ZM249 45V46H251ZM20 46V45H19ZM134 46V45H133ZM248 46V45H246ZM1 47V46H0ZM213 47V46H211ZM3 48H5L3 46ZM21 48V47H20ZM23 48V47H22ZM25 48V49H26ZM253 48V47H252ZM4 50V49H2ZM14 50V49H13ZM140 50V48H139ZM250 51V49H247ZM26 51V50H25ZM111 51V52H112ZM141 51V50H140ZM2 52V51H1ZM23 52V51H21ZM49 52V53H48ZM253 52V50H252ZM255 52H257L255 50ZM26 53V52H25ZM107 53V55L110 53L108 52H105ZM113 53V52H112ZM113 53V54H114ZM1 54V53H0ZM29 54V55H30ZM253 55V53H251ZM100 55V54H99ZM116 55V53H115ZM134 55V54H133ZM141 54H139L140 56ZM248 55V54H246ZM117 56V55H116ZM255 56V55H254ZM13 57V56H12ZM109 57H111V55H109ZM108 57V58H109ZM114 57V56H113ZM112 57V59H113ZM123 57V56H121ZM248 57V56H247ZM15 58V57H14ZM103 58V57H102ZM106 58V57H105ZM106 58V59H108ZM244 58V57H243ZM44 59V58H43ZM77 59V58H76ZM101 59V58H100ZM105 59V60H106ZM111 59V58H109ZM124 59V58H123ZM246 59V58H245ZM251 59V58H250ZM254 59H257V55ZM54 60V62H55ZM253 60V59H252ZM258 60V59H257ZM30 61V60H29ZM42 61V62H41ZM53 61V60H52ZM79 61V60H78ZM81 61V59H80ZM242 61L239 59V62ZM251 61V60H250ZM249 61V62H250ZM47 62V61H46ZM53 62V63H54ZM100 62V61H99ZM238 62V61H237ZM238 62V64H239ZM248 62V61H247ZM246 62V63H247ZM31 63V62H30ZM32 63V65H33ZM45 64V62H43ZM48 63V62H47ZM50 63V62H49ZM56 63V62H55ZM102 63V62H101ZM100 63V64H101ZM228 63V62H227ZM242 63V62H240ZM253 63V61H252ZM256 63V62H255ZM17 64V63H16ZM57 64V63H56ZM105 64V63H104ZM114 64V63H113ZM264 64V63H263ZM263 64H258V65H263ZM35 65H37L35 63ZM45 65H49V64H45ZM112 65V64H110ZM118 65V64H117ZM256 65V64H255ZM18 66V65H17ZM103 66V64H102ZM116 66V65H115ZM228 66V64L226 65ZM16 67V66H15ZM22 67V66H21ZM31 67V65H30ZM36 67V66H35ZM39 67V65H38ZM36 67V68H38ZM51 67V66H49ZM58 67V66H57ZM104 67V66H103ZM253 67V65H252ZM261 70H262V73H264V65L261 66ZM17 68V67H16ZM107 68V67H105ZM103 68V69H105ZM251 68V67H249ZM256 68V67H255ZM47 69V68H46ZM53 69V68H52ZM45 70V69H44ZM75 70L77 72V74L72 77V78H68V80H65V81H61V77L64 73V71H73ZM94 70V71H93ZM99 70V69H98ZM108 70V69H107ZM116 70V69H115ZM260 70V71H261ZM17 71V70H16ZM24 71V70H23ZM36 71V70H35ZM101 71V70H100ZM114 71V70H113ZM106 72V71H105ZM254 72V71H253ZM19 73V72H18ZM46 73V72H45ZM97 73V72H96ZM103 73V72H102ZM109 73V72H108ZM103 75V74H102ZM115 75V74H114ZM117 75V73H116ZM257 75V74H256ZM109 77V76H108ZM118 77H119V74H118ZM35 78V77H34ZM186 79V77H184L182 74L178 73L175 78H174V82L175 84L177 83L178 86H181L183 85L185 82H184V79ZM260 78V77H259ZM264 78V77H263ZM118 79V78H117ZM122 79V78H120ZM187 80V79H186ZM200 80V79H199ZM198 80V81H199ZM12 81V82H11ZM94 81V80H93ZM92 81V82H93ZM113 81V79H112ZM122 81V80H121ZM172 81V83H173ZM191 81V80H190ZM197 81V82H198ZM102 82V81H101ZM108 82V81H107ZM111 82V81H110ZM115 82V81H114ZM120 82V81H119ZM165 84L161 86L165 87L166 84L169 85V82H164ZM171 83V82H170ZM192 83V81H191ZM262 83V82H260ZM112 84V83H111ZM190 84V83H188ZM186 85V86H189V85ZM196 84V83H194ZM199 84V83H198ZM19 85V86H20ZM93 85V84H92ZM192 85V84H191ZM53 86V87H52ZM108 86V85H107ZM125 86V85H124ZM155 86V85H154ZM158 86V85H157ZM160 86V85H159ZM49 87H52L53 89H51L50 92L46 91L47 89L46 88H49ZM93 86H91L90 88H92ZM99 87V86H98ZM102 87V86H101ZM105 87V86H103ZM109 87V86H108ZM107 87V88H108ZM115 87V86H114ZM163 87V88H164ZM177 87V86H176ZM184 87V85H183ZM39 88H45L44 90L47 92V93H43L42 91H38V92H34L36 91L37 89ZM95 88V87H94ZM112 88V87H111ZM169 88V87H168ZM179 88V87H178ZM1 89V88H0ZM5 89V87H4ZM2 89V90H4ZM104 89V88H103ZM134 89V88H133ZM162 89V88H160ZM108 90V89H107ZM164 90V89H163ZM14 91V90H13ZM44 91V92H45ZM134 91V90H133ZM159 91V89H158ZM166 91V90H165ZM169 91V90H168ZM180 91V90H179ZM99 92V91H98ZM110 92V91H109ZM118 92V91H117ZM136 92V91H135ZM161 92V91H159ZM1 93V92H0ZM88 93V94H89ZM97 93V92H96ZM106 93V92H105ZM139 93V92H138ZM179 93V92H178ZM182 93V92H180ZM2 94V93H1ZM104 94V93H103ZM101 94V95H103ZM156 94V93H155ZM162 93H159V95H161ZM113 95V94H112ZM142 95V94H141ZM151 95V94H150ZM5 96V95H4ZM10 96V95H9ZM8 96V97H9ZM114 96V95H113ZM112 96V97H113ZM118 96V95H117ZM131 96V95H130ZM133 97V96H132ZM162 97V96H161ZM117 98V97H116ZM127 98V97H126ZM163 98V97H162ZM107 99V97L105 98ZM165 99V100H166ZM164 100V98L162 99ZM1 101V100H0ZM5 101V102H6ZM148 101V100H147ZM4 102V103H5ZM139 102V101H138ZM152 102V101H151ZM150 102V103H151ZM148 103V104H150ZM146 104V103H145ZM6 106V107H5ZM164 106H168L167 107V111L168 113H164L162 112V107ZM175 107V106H178L179 109L176 110L174 113H171L173 110H171L170 108L172 107ZM170 107V108H169ZM213 107V108H212ZM159 108H161L160 112L158 111ZM171 112H169V110ZM164 110L166 111V109L164 108ZM163 110V111H164ZM166 111V112H167ZM58 122V121H57ZM58 126V125H57ZM57 126H54L55 128H57ZM54 127H51V128H54ZM24 128V127H23ZM69 128V127H68ZM60 128H58L59 130ZM43 130V129H42ZM54 130V129H53ZM57 130V129H56ZM55 130V131H56ZM61 130V129H60ZM46 131V130H45ZM52 132V131H51ZM50 132V133H51ZM54 132V131H53ZM75 132V131H74ZM15 133V132H14ZM49 133V132H48ZM57 133V131H56ZM54 133V136H52L53 134H51V139L56 137L54 141H56L57 139L59 138H62L60 136H58L59 134V131L58 133L56 134ZM63 133V132H62ZM68 133V131H67ZM216 133V132H215ZM30 134V133H29ZM46 134V133H45ZM56 134V136H55ZM72 134V132H71ZM70 134V135H71ZM50 135V134H49ZM61 135V133H60ZM214 136V134H212ZM23 136V135H22ZM40 136V135H39ZM47 136V135H46ZM45 136V137H46ZM168 136V135H166ZM44 137V138H45ZM50 136H47V139L48 141ZM210 137V136H209ZM23 138V137H22ZM40 138V137H39ZM38 138V139H39ZM42 138V140L44 139ZM118 138V137H117ZM123 137H119L118 140L122 139ZM186 138V137H185ZM16 139V138H15ZM34 139V138H33ZM124 139V138H123ZM151 139V140H150ZM168 139V138H167ZM175 139V138H174ZM177 139V138H176ZM213 139V138H212ZM256 139V138H255ZM30 140V139H29ZM35 140V139H34ZM52 140V142H53ZM61 140V139H60ZM77 140V139H76ZM173 140V139H172ZM194 140V139H193ZM210 140V139H209ZM219 140V139H218ZM217 140V141H218ZM23 141V140H22ZM46 141V140H43V142ZM168 141V140H167ZM176 141V140H175ZM211 141V140H210ZM246 141V140H245ZM41 142V141H40ZM51 142V141H50ZM59 142V140L57 141ZM63 144H64V141H62ZM88 142V143H87ZM156 142V141H155ZM183 142V141H182ZM195 142V141H194ZM213 142H214V139H213ZM219 142V141H218ZM221 142V141H220ZM231 142V141H229ZM234 142V141H233ZM248 142V141H247ZM251 142V141H250ZM22 143V142H21ZM35 143V141H34ZM33 144V147L36 143H39L36 142L35 144ZM49 143V142H48ZM178 143V142H176ZM212 143V141H211ZM238 143V142H237ZM25 143H23L24 145ZM42 144V143H41ZM46 144V142H45ZM43 144V145H45ZM50 144V143H49ZM49 144H48V148H49ZM54 143H51L50 145L53 146ZM56 144V143H55ZM58 145H60L61 143H57ZM55 145V146H58V145ZM168 144V143H167ZM213 145H215L214 143H212ZM217 144V142H216ZM220 144V143H219ZM229 144V143H228ZM244 144V143H243ZM27 145V144H26ZM38 145V144H36ZM212 145L213 149L214 146ZM10 145L7 146V149L10 148L9 147ZM27 146H30V143L29 145ZM39 146H40V143H39ZM46 146V145H45ZM54 146V147H55ZM62 146V144H61ZM216 146V145H215ZM219 146V145H218ZM217 146V147H218ZM226 146V145H225ZM17 147V146H16ZM19 147H23L22 144L19 145ZM25 147V146H24ZM32 147V146H31ZM53 147V150L54 149H60L62 150V148H65V147H61V148H54ZM176 147V146H174ZM212 147L210 149H212ZM221 147V145H220ZM13 148L15 149L14 145H13ZM47 148V149H48ZM234 148V147H233ZM7 149H2L1 151V159L2 161L4 160V163H13V166H14V163H18L17 165L19 166V168L17 167V169H19V172H16L14 174H16L15 176L12 175L11 177V181H9L11 184H13V186L16 188H14L13 190H15V192L17 191L19 193V195H16L15 197L18 198L19 200V196H20V192H21V179H23L24 176V173H25V170H26V163H24V161L22 159H20L19 157H16V158H12V151H8ZM17 151H18V148H16ZM15 149V150H16ZM26 149V148H25ZM34 149V148H33ZM39 149V148H38ZM45 149V148H44ZM50 149V148H49ZM48 149V151H49ZM194 149V148H193ZM52 150V147L51 149ZM106 150V149H105ZM114 150V149H113ZM179 150V149H178ZM229 150V149H228ZM234 150V149H233ZM33 151V150H32ZM49 152H52V151H49ZM55 151V150H54ZM59 151V150H58ZM194 151L193 150V154H194ZM236 151V150H235ZM19 152V151H18ZM17 152V153H18ZM37 152V151H36ZM56 152V151H55ZM106 152V151H105ZM210 152V151H209ZM20 153V152H19ZM26 153V152H25ZM35 153V152H34ZM77 153V152H76ZM97 153V152H96ZM97 153V154H98ZM108 153V152H107ZM28 154V153H26ZM178 154H181L180 152ZM262 154V153H261ZM19 155V154H18ZM21 155V154H20ZM23 155V154H22ZM46 155V154H45ZM142 155V156H141ZM150 155V156H149ZM197 155V154H196ZM222 155V154H221ZM235 155V154H234ZM131 156V155H130ZM139 156V155H138ZM184 156V155H183ZM193 156V155H192ZM33 157V156H32ZM46 157V156H45ZM49 157V156H48ZM187 157V158H188ZM195 157V155H194ZM78 158V157H77ZM82 158V156H81ZM84 158V157H83ZM82 158V159H83ZM180 159L182 158L179 157ZM19 159L21 161H19ZM26 159V158H25ZM24 159V160H25ZM47 159V157H46ZM49 159V158H48ZM210 159V158H209ZM231 159V158H230ZM33 160V159H32ZM165 160V159H164ZM188 160V159H187ZM212 160V159H211ZM31 161V160H30ZM29 161V163H30ZM97 161V160H96ZM140 161V160H139ZM188 161V162H189ZM45 162V161H44ZM154 162H156L154 160ZM161 162V161H160ZM164 162V161H163ZM182 162V161H181ZM238 162V161H237ZM28 163V162H27ZM33 163V162H32ZM42 163V162H41ZM170 163V162H169ZM235 163V161H234ZM26 164V165H25ZM40 164V163H39ZM44 164V163H43ZM47 164V163H46ZM161 164V163H159ZM182 164V163H181ZM190 163H188L189 165ZM31 165V164H30ZM35 167L33 168L36 169L35 171L38 172H41L42 171H38L37 169V165L36 163L34 164ZM194 165V164H193ZM11 166V164H10ZM16 166V165H15ZM42 166H45L41 164V167ZM261 166V165H260ZM39 167V166H38ZM46 167V166H45ZM96 168V166H93ZM160 167V165H159ZM158 167V168H159ZM163 167V166H162ZM186 167V166H185ZM189 169L191 168L190 165L188 166ZM195 167H192V168H195ZM236 167V165H235ZM14 168V167H13ZM11 168V170L13 169ZM16 168V167H15ZM62 168V167H61ZM161 168V167H160ZM191 168V170H192ZM30 169V168H29ZM43 169V168H42ZM94 169V168H93ZM163 169V168H162ZM188 169V170H189ZM262 169V168H261ZM72 170V169H71ZM179 170V169H178ZM183 170V169H182ZM256 170V169H255ZM259 169H257L258 171ZM32 171V170H31ZM164 171V170H163ZM175 171V170H174ZM190 171V170H189ZM193 171V170H192ZM195 171V169H194ZM193 171V172H194ZM30 172V171H29ZM60 172V171H59ZM146 172V170H145ZM152 172V171H151ZM192 172V175L194 176V173ZM196 172V171H195ZM221 172H224L225 173V177L224 179H220V180H217V176L218 175H221L220 173ZM10 173V172H9ZM62 173V172H61ZM60 173V174H61ZM149 173V171H148ZM159 173V172H158ZM162 173V172H161ZM259 173V172H258ZM8 174V173H7ZM31 174V173H30ZM48 174V173H47ZM50 174V172H49ZM59 174V175H60ZM87 174V173H86ZM151 174V173H150ZM174 174V173H173ZM256 174V173H255ZM1 175V174H0ZM34 175V173H33ZM36 175V173H35ZM160 175V174H159ZM223 175V174H222ZM221 175V176H222ZM262 175V174H261ZM23 176V177H22ZM32 176V175H31ZM38 177V174L36 175ZM50 176V175H49ZM52 176V175H51ZM62 176V175H61ZM135 176V175H134ZM145 176V175H144ZM154 176V175H152ZM151 176V177H152ZM165 176V175H164ZM172 176V175H171ZM186 176H190L189 178H191V173L189 175H186ZM196 176V175H195ZM7 179H8V176H6ZM36 177V178H37ZM47 177V176H46ZM94 177V175H93ZM107 177V176H106ZM163 177V176H162ZM10 178V177H9ZM28 178V177H27ZM31 178V177H30ZM45 178V177H44ZM59 179L60 176L58 177ZM74 178V177H73ZM114 180L116 179L115 177H113ZM143 178V177H142ZM220 178V177H218ZM262 178V177H261ZM6 179V178H5ZM41 179V178H40ZM48 180V178H45ZM80 179V178H79ZM93 179V178H92ZM153 179V178H152ZM157 179V178H155ZM160 179V178H159ZM193 179V178H192ZM192 179L190 180L189 184L190 186H193L194 183V179L193 180V184L191 185V181ZM36 180V182L33 181V179H29L30 182H27L28 183H24V185L22 184V186H24V188L26 187L27 189L28 188H33L37 185V188L39 190V193H41V196L45 193H42V189H44L45 187L43 186V184L47 182H43L42 184V179L38 181V178L37 179H34ZM96 180V179H95ZM128 180H130V178H128ZM259 180V179H258ZM2 181V180H1ZM23 181V180H22ZM38 181V182H37ZM45 181V180H43ZM57 181V180H56ZM62 181V180H61ZM60 181V182H61ZM89 181V180H88ZM92 181V180H91ZM108 181V180H107ZM153 180H151L152 182ZM162 181V179H161ZM254 181V180H253ZM8 182V181H7ZM8 182V183H9ZM49 182V181H48ZM127 182V180H126ZM133 182V180H132ZM135 182V181H134ZM255 182V181H254ZM9 183V185H10ZM69 183V182H68ZM72 183V182H71ZM71 183H70V186H71ZM96 183V182H95ZM94 183V184H95ZM105 183V182H104ZM102 183V184H104ZM159 183V182H158ZM161 183V182H160ZM159 183V185H160ZM168 183V182H167ZM180 183V182H178ZM183 183V182H182ZM51 184V183H50ZM48 184V185H50ZM58 184V183H57ZM56 184V185H57ZM82 184V183H81ZM110 184V183H108ZM165 184H166V181H165ZM170 184V183H169ZM177 184V182H176ZM181 184V183H180ZM256 184V183H255ZM254 184V185H255ZM16 185V186H15ZM48 185H46V188H49L47 187ZM58 185H61L60 183ZM57 185V186H58ZM92 185V183L90 184ZM135 185V184H134ZM188 185V184H187ZM2 185H0L1 187ZM8 186V185H7ZM6 186V187H7ZM19 186V187H18ZM62 186V185H61ZM60 186V187H61ZM75 186V185H74ZM82 186V185H81ZM126 186V185H125ZM162 185H160L161 187ZM166 186V185H165ZM164 186V187H165ZM178 186V184L176 185ZM18 187V188H17ZM44 187V188H43ZM52 187V186H50ZM54 187V185H53ZM56 187V186H55ZM54 187V188H55ZM94 187V185L92 186ZM153 187V188H152ZM159 187V186H158ZM181 187V186H180ZM184 187V186H183ZM187 187V186H186ZM257 187V186H255ZM36 188V187H35ZM33 188V191L34 189ZM42 188V189H41ZM63 188V187H61ZM81 188V187H80ZM107 188V186H106ZM109 188V187H108ZM112 188V187H111ZM121 188V187H120ZM119 188V189H120ZM127 188V186H126ZM163 188V187H161ZM166 188V187H165ZM164 188V189H165ZM170 188V187H169ZM260 188V187H259ZM258 188V189H259ZM2 188H0L1 190ZM8 189V188H7ZM57 189V188H56ZM64 189V188H63ZM91 189V188H90ZM102 189V188H101ZM117 189V188H116ZM143 189V188H142ZM156 189V188H155ZM154 186L152 185L151 183V189L148 191V193L144 196H142V208H141V214H140V218H141V221L145 222L146 224H148V226H150L151 228H155L157 226V223H158V219H159V212H158V208L161 207L159 206V204H155L154 200V194L157 195V192H155L154 190ZM256 189V188H255ZM4 190V189H3ZM12 190V192H13ZM29 190V189H28ZM28 190H26L25 192H27ZM32 190V189H31ZM70 190V189H69ZM106 190V189H105ZM110 190V188H109ZM163 190V189H162ZM185 190V189H184ZM7 191V190H6ZM9 191V189H8ZM20 191V192H19ZM24 191V190H23ZM32 191V193H34ZM45 191V189H44ZM47 191V190H46ZM58 191V190H57ZM60 193H63L61 192V190H59ZM58 191V195L60 194ZM67 191V190H66ZM72 191V189H71ZM117 191V190H116ZM122 191V190H121ZM125 191V189H124ZM135 191V190H134ZM157 191V190H156ZM168 191V190H167ZM256 191V190H255ZM261 191V190H260ZM14 192V194H15ZM37 192V190H36ZM50 192V191H49ZM48 192V193H49ZM56 192V191H55ZM69 192V191H68ZM91 192V191H90ZM107 192V191H106ZM111 192V191H110ZM118 192V191H117ZM131 192V191H130ZM128 192V193H130ZM138 192V191H137ZM155 192V193H153ZM1 193V191H0ZM3 193V192H2ZM10 193V192H9ZM29 193V192H28ZM31 193V192H30ZM38 193V192H37ZM51 193H54L53 191H51ZM92 193V192H91ZM98 193V192H96ZM101 193V192H100ZM109 193V192H108ZM106 193V194H108ZM124 193V192H123ZM132 193V192H131ZM136 193V192H135ZM165 193V191H164ZM260 193V192H259ZM50 194V193H49ZM48 194V195H49ZM57 194L54 193L52 194L51 196H49V201L50 203L52 202V206L54 205L55 206V202H53V200H51L52 196ZM74 194V192H73ZM95 193H93L92 195H94ZM119 194V193H117ZM139 194V193H138ZM4 195V194H3ZM2 195V196H3ZM12 195V194H11ZM29 195V194H27ZM31 195V194H30ZM40 194H38V197H39ZM46 195V194H45ZM48 195L47 198H48ZM61 195V194H60ZM78 195V194H77ZM102 195V194H101ZM122 195V193H121ZM133 195V194H132ZM136 195V194H135ZM264 195V194H263ZM25 196V195H24ZM35 196V195H34ZM41 197L39 203L42 201V204L40 205V209L42 208H45L46 210V204H45V201H47L46 197ZM56 196V195H55ZM69 196V195H67ZM72 196V195H71ZM106 196V195H105ZM108 196V195H107ZM14 197V198H15ZM27 197V196H26ZM33 197V194L30 196V198ZM37 197V195H36ZM57 197V196H56ZM90 197V196H89ZM88 197V198H89ZM168 197V196H167ZM165 196V199L167 198ZM12 197V199H14ZM22 199V196L20 197ZM29 198V197H28ZM30 198H29V201L27 204H31V201H30ZM51 198V199H50ZM61 198V197H60ZM67 198V197H66ZM91 198V197H90ZM100 198V197H99ZM111 198H112V195H111ZM119 198V197H118ZM121 198V197H120ZM131 198V197H130ZM134 198V197H133ZM132 198V199H133ZM159 198V197H158ZM12 199L10 202H12ZM16 199V198H15ZM14 199V200H15ZM35 199L36 198H33L34 202H35ZM44 199V200H43ZM59 199V198H58ZM57 199V200H58ZM92 199V198H91ZM89 199V200H91ZM93 199H94V196H93ZM104 199V198H103ZM107 199V198H106ZM109 199V198H108ZM117 199V198H116ZM123 199V198H122ZM125 199V198H124ZM163 199V198H162ZM187 199V198H186ZM190 199V198H189ZM188 199V200H189ZM196 199V198H195ZM257 199V198H256ZM262 199V198H261ZM8 200V199H7ZM17 200V199H16ZM25 200V199H24ZM88 200V199H87ZM113 200V199H112ZM157 200V199H156ZM161 200V199H160ZM164 200V199H163ZM197 200V199H196ZM260 200V198H259ZM1 201V200H0ZM38 201V199H37ZM56 201V199H55ZM59 201V200H58ZM73 201V200H72ZM92 201V200H91ZM133 201V200H132ZM131 201V202H132ZM139 201V200H138ZM192 201V199H191ZM262 201V200H261ZM20 202V201H19ZM24 202V201H23ZM27 201H25L23 203V205L21 206L23 208V206H25V203ZM33 202V203H34ZM57 202V201H56ZM78 202V201H77ZM77 202H76V205H77ZM90 202V201H89ZM95 202V200H94ZM102 202V201H101ZM108 202V201H107ZM106 202V203H107ZM110 202V201H109ZM113 202V201H112ZM111 202V203H112ZM124 202V201H123ZM162 202V201H161ZM200 202V203H198ZM257 202V201H256ZM1 203V202H0ZM3 203H6L5 201ZM1 203V204H3ZM36 203V202H35ZM38 203V202H37ZM38 203V204H39ZM50 203H47L50 204ZM54 203V204H53ZM58 203V202H57ZM64 203L65 202V199H64ZM63 203V204H64ZM72 203V202H71ZM70 203V204H71ZM86 203V202H85ZM93 204V202H91ZM90 203V204H91ZM103 203V202H102ZM115 202H113L114 204ZM120 203V202H119ZM127 203V202H126ZM138 203V202H137ZM192 203V202H191ZM190 203V204H191ZM252 203V202H251ZM259 204V202H257ZM8 204V202H7ZM16 204V203H15ZM29 204V206H30ZM68 204V203H67ZM66 204V205H67ZM88 204V203H87ZM117 204V203H116ZM132 204V203H131ZM131 204H128L131 206ZM175 204V203H174ZM6 204H4L5 206ZM8 205H12V204H8ZM7 205V206H8ZM51 205V204H50ZM65 205V206H66ZM74 205V204H73ZM104 205V204H103ZM110 205V204H109ZM123 205V204H122ZM126 205V204H125ZM135 205V203H134ZM185 205V204H184ZM189 205V204H188ZM256 205V203H255ZM2 206V207H4ZM28 206V205H27ZM39 206V205H36V207ZM49 206V205H48ZM51 206V207H52ZM59 206V205H58ZM63 206V207H65ZM68 206V205H67ZM70 206V205H69ZM85 206V205H84ZM96 206V205H95ZM107 206V204L105 205ZM113 206V205H112ZM118 206V205H117ZM116 206V208H117ZM187 206V205H186ZM203 206V207H204ZM251 206V204L249 203V207ZM257 206V205H256ZM261 206V205H260ZM26 207V206H25ZM35 207V206H33ZM74 207H78V206H74ZM74 207H72L74 209ZM90 207V206H89ZM92 207V206H91ZM110 207V206H109ZM119 207V206H118ZM123 207V206H122ZM135 207H137V204L136 206H134V209ZM173 207V206H172ZM192 207V206H191ZM6 208V207H4ZM3 208V209H4ZM10 208V207H9ZM12 208V206H11ZM30 208V207H28ZM32 208V207H31ZM38 208V207H37ZM36 208V209H37ZM48 208L50 207H47V210H41V212L37 209V213L38 211L40 213H38L37 216H40L39 219L41 221H39V219H37L38 217L36 216V218L33 217V219H37V221H39V228L42 227L44 230L45 229H48L49 227H51L52 225H54L51 218H55L57 217V212L58 213H61L59 211L61 210H57L55 207L56 210H54L53 208H50V209H53L55 211V214H54V211L51 210V212L53 211L52 214H54L55 217H49V214L50 212L48 211ZM75 208V209H76ZM82 208V206L80 207ZM79 208V209H80ZM86 208V207H85ZM121 208V206H120ZM125 208V207H124ZM178 208V207H177ZM176 208V209H177ZM189 208V207H188ZM257 208V207H256ZM3 209H0V217H2V220L4 221V223L7 222V218H8V213L7 211L5 212ZM24 209V208H23ZM35 209V210H36ZM49 209V210H50ZM64 209V208H63ZM67 209V207H66ZM84 209V208H83ZM93 209V207H92ZM96 209V208H95ZM100 209V208H99ZM111 208H109L108 210H110ZM119 209V208H118ZM122 209V208H121ZM127 209V208H126ZM133 209V208H132ZM169 209V208H168ZM187 209V208H186ZM201 209V208H200ZM205 209V208H204ZM262 209V208H260ZM7 210V209H6ZM22 211V209H20ZM26 210V209H25ZM65 210V209H64ZM70 210V209H69ZM82 210V209H81ZM89 210V209H88ZM91 210V208H90ZM107 210V209H106ZM128 210V209H127ZM173 210V209H172ZM194 210V209H192ZM199 210V209H198ZM255 210V209H254ZM17 211V210H16ZM14 211V212H16ZM20 211V212H21ZM33 210H31L32 212ZM49 213H48V212ZM57 211V212H56ZM68 211V210H67ZM76 211V210H75ZM80 211V210H79ZM84 211V210H83ZM87 210H85L86 212ZM102 211V210H101ZM104 211V210H103ZM121 211V210H120ZM119 211V212H120ZM128 211H131V210H128ZM127 211V213H128ZM134 211V210H133ZM137 211V210H136ZM257 211V210H256ZM9 212V211H8ZM29 212V210H28ZM69 212V211H68ZM74 212V211H73ZM89 212V211H87ZM95 212V210H94ZM93 212V213H94ZM106 211H104V214H105ZM112 212H113V208H112ZM111 212V213H112ZM116 212V210H115ZM181 212V211H180ZM186 212V211H185ZM195 212V211H194ZM223 212L225 214H223ZM247 212V211H246ZM7 213V215H6ZM22 213V212H21ZM36 213V212H35ZM64 213V211L62 212ZM71 213V212H69ZM69 213L68 216H69ZM75 213V212H74ZM80 213L83 214V212L80 211ZM107 213V212H106ZM133 213V212H132ZM178 213V211H177ZM190 213V212H189ZM31 214V213H30ZM29 214V216H30ZM33 214V213H32ZM51 214V216H53ZM77 214H78V211H77ZM81 214V215H82ZM90 216H91V213H89ZM87 214V215H89ZM122 214V213H121ZM136 214V213H135ZM165 214V213H164ZM194 214V213H193ZM192 214V215H193ZM200 214V213H199ZM256 214V213H255ZM21 215V214H20ZM61 215V218L63 217L62 214ZM73 213L72 215L69 217V223L68 221L64 222L65 224L64 225H67L65 227L67 233L70 235H73L75 234V231L77 230V225L75 224V217L73 218ZM80 214H78L79 216V219L81 217ZM86 215V213H85ZM86 215V216H87ZM111 215V214H110ZM123 215V214H122ZM121 215V217H122ZM133 215V214H132ZM131 215V216H132ZM191 215V216H192ZM246 215V214H245ZM244 215V216H245ZM67 216V217H68ZM74 216H77L76 214ZM89 216V217H90ZM101 216V215H100ZM103 216V215H102ZM113 216V214H112ZM125 218L126 217V210H125V214H124ZM128 216V215H127ZM136 216V215H135ZM17 217V216H16ZM28 217V216H27ZM31 217V216H30ZM60 217V216H59ZM66 217V218H67ZM88 217V218H89ZM93 217V215H92ZM105 218V216H103ZM114 217V216H113ZM119 217V218H121ZM258 217V215H257ZM32 218V217H31ZM85 218V216L83 217V219ZM87 218V219H88ZM102 218V217H101ZM179 218V216H178ZM10 219V218H8ZM18 219V218H17ZM21 219V218H20ZM25 219V218H24ZM63 219L65 220V218L63 217ZM74 219V220H73ZM109 219V218H107ZM117 219V218H116ZM123 219V217H122ZM121 219V220H122ZM163 219V217H162ZM177 219V218H176ZM185 219V218H184ZM197 219V218H196ZM248 219V217H247ZM255 219V218H254ZM31 219L29 218V221L28 223L24 224L25 226H27L30 231L32 229H35V227H37L35 224V220L33 221H30ZM51 220V221H50ZM78 220V218H77ZM82 220V218H81ZM86 220V219H85ZM89 220V219H88ZM92 220V219H90ZM102 220V219H101ZM115 220V218H114ZM127 219H125V222H126ZM130 220L132 221V218H130ZM130 220H127L128 222H131ZM169 220V219H168ZM9 221V220H8ZM19 221V219H18ZM23 221V219H22ZM21 221V222H22ZM50 221V222H49ZM80 221V220H79ZM104 221V220H103ZM103 221H100L101 224ZM112 221V220H111ZM124 221V220H123ZM140 221V220H138ZM184 221V220H183ZM192 221V220H190ZM198 221V220H197ZM253 221V220H252ZM251 221V222H252ZM255 221V220H254ZM61 222V221H60ZM63 222V220H62ZM84 222H87V221H84ZM90 221H88L89 223ZM99 222V220H98ZM118 222V221H117ZM124 222V223H125ZM160 222V221H159ZM171 222V220H170ZM250 222V223H251ZM3 223V224H4ZM18 223V222H17ZM51 223V225H49ZM59 223V222H58ZM77 223V222H76ZM82 222L80 221V224ZM105 223H107V220L105 221ZM113 223V221L111 222ZM127 223V222H126ZM125 223V225H127ZM140 223V222H139ZM144 223V224H145ZM162 223V222H161ZM173 223V222H172ZM197 223V222H196ZM195 223V224H196ZM199 223V222H198ZM197 223V224H198ZM1 224V223H0ZM2 226H5L3 225ZM7 224V223H6ZM21 224V223H20ZM19 224V225H20ZM23 224V223H22ZM57 224V223H56ZM60 224V223H59ZM62 224V223H61ZM79 224V225H80ZM86 224V223H85ZM91 224V223H90ZM100 224V226H101ZM108 224H110V222H108ZM107 224V225H108ZM120 224V223H119ZM159 224V223H158ZM89 225V224H88ZM87 225V226H88ZM106 225V226H107ZM115 225V224H114ZM173 225V224H172ZM1 226V227H2ZM56 226V225H55ZM61 226V225H60ZM59 226V227H60ZM82 226V229L84 228L86 230V228L83 226V223L80 225V228ZM99 226V225H98ZM99 226V228H100ZM103 226V225H102ZM105 226V228H106ZM113 226V225H112ZM111 226V228H112ZM116 226V225H115ZM122 226V225H121ZM143 226V225H142ZM18 227V225H17ZM37 227V229H38ZM63 227V226H62ZM119 227V225H118ZM126 227V226H125ZM255 227L256 229H258V232H255ZM3 228V227H2ZM6 228V227H5ZM4 228V229H5ZM23 228V226H22ZM76 228V230H75ZM79 228V229H80ZM103 228V227H102ZM102 228L100 230H102ZM110 228V229H111ZM114 228V227H113ZM117 228V226H116ZM122 228V227H121ZM130 228V227H128ZM140 228V226H139ZM142 228V227H141ZM169 228V226H168ZM248 228V226H247ZM20 228L17 229V231H19ZM24 229V228H23ZM53 228L51 227V229H48V230H45V232L47 231L48 233H50V230H52ZM58 229V228H57ZM78 229V230H79ZM81 229V230H82ZM90 229V228H88ZM144 229V228H143ZM149 229V228H148ZM190 229V226L189 224H187L185 226V228L182 230L181 232V240H185L187 239V235H188V231ZM2 230V229H0ZM22 230V229H21ZM39 232H40V229H38ZM42 230V229H41ZM54 230L56 231L57 233V230H56V227H54ZM53 230V231H54ZM60 230V229H59ZM77 230V231H78ZM84 230V232H85ZM97 230H98V227H97ZM107 230V229H106ZM104 230V233L105 231ZM113 230V229H112ZM118 229H116L117 231ZM121 229H119L120 231ZM124 230V229H123ZM138 230V229H137ZM141 230V229H140ZM154 230V229H153ZM6 231V230H5ZM23 231V230H22ZM27 231V230H25ZM43 231V230H42ZM41 231V232H42ZM53 231L51 234H53ZM54 231V232H55ZM62 231V230H61ZM76 231V233H77ZM83 231V230H82ZM89 231V230H88ZM126 230H124L123 232H125ZM146 231V230H145ZM240 231V230H239ZM33 232V231H32ZM40 232V233H41ZM46 232V233H47ZM60 232V231H59ZM81 231H79L78 233H80ZM83 232V233H84ZM87 232V231H86ZM100 231H98V234L101 235V233H99ZM107 232V231H106ZM109 232V231H108ZM136 232V230H135ZM140 233H142L141 231H138ZM157 232V231H156ZM155 232V233H156ZM159 232V231H158ZM192 232V231H191ZM200 232V231H199ZM36 233H38V231H36ZM44 233V232H43ZM47 233V234H48ZM64 233V231H63ZM62 233V234H63ZM66 233V232H65ZM88 233V232H87ZM87 233H84L87 234ZM91 233V232H90ZM103 233V234H104ZM111 233V236L113 235H116V232L115 230L114 231H110ZM144 233V232H143ZM204 233V232H203ZM256 236V241H255V249H254V255H253V262L252 264H261V259L260 258H264V251H263V248H264V209L263 211L260 213V216L259 218L257 219L255 225H254V232H253ZM18 234H21L19 232H17V235ZM23 236L25 237V233H23ZM32 234V233H30ZM59 234V233H57ZM98 234H95V237L96 235ZM121 234V233H120ZM124 234V233H123ZM127 234V232H126ZM147 234V233H146ZM191 234V233H190ZM194 234V233H193ZM201 234V233H200ZM40 235V234H39ZM43 235H40L42 236L43 238ZM55 235V233L53 234ZM76 235V234H75ZM75 235L74 238H75ZM106 235V233H105ZM110 234H108L109 236ZM159 235V234H158ZM250 235V234H249ZM19 236V235H18ZM27 236V235H26ZM49 236V235H48ZM47 236V237H48ZM60 236H61V233H60ZM66 236V234H65ZM64 236V237H65ZM78 238H79V235H77ZM77 236L75 239H77ZM82 236V235H81ZM102 236V235H101ZM110 236V237H111ZM125 235H122L121 238L123 239ZM153 236V234H152ZM164 236V235H163ZM174 236V235H173ZM190 236V235H189ZM254 236V235H253ZM254 236V237H255ZM22 237V236H21ZM19 237V238H21ZM34 237V236H33ZM32 238H29L28 241L30 243V248L31 250H35L36 251H40L42 253H45L46 255V248L44 245H41L43 242L39 239L38 240H34ZM46 237V236H45ZM46 237V238H47ZM63 237V238H64ZM87 238V235L85 236ZM84 237V238H85ZM106 237V236H105ZM140 237V236H139ZM172 237V236H171ZM192 237V236H191ZM195 237L193 239V247H195L197 244V234L195 232ZM2 237L0 236V239ZM49 238V237H48ZM66 239H68V235L65 237ZM64 238V239H65ZM82 238V237H80ZM80 241H82V239H80ZM85 238V239H86ZM98 238V237H97ZM104 238V237H102ZM116 238V237H114ZM118 238V237H117ZM126 238V237H125ZM137 238V237H136ZM141 238V237H140ZM152 238V237H151ZM204 238V237H203ZM24 239V238H23ZM63 239V240H64ZM65 239V240H66ZM73 238H71V241H72ZM113 239V237H112ZM146 238H144L145 240ZM156 239V238H155ZM226 239V238H225ZM224 239V240H225ZM2 240V239H1ZM0 240V242H1ZM22 240V239H20ZM99 241L101 240V237L100 239H98ZM104 240V239H103ZM103 240H101L103 242ZM106 240V238H105ZM124 240V239H123ZM127 240V238L125 239ZM177 240V239H176ZM24 241V240H23ZM22 241V242H23ZM26 241V240H25ZM70 241V240H69ZM68 241V242H69ZM80 241L75 245L76 249L78 248V244L80 243ZM110 241V240H109ZM167 241V238L164 237V240L162 242V244H165ZM3 242V241H2ZM8 242V241H7ZM67 242V241H66ZM67 242V243H68ZM73 242H77V241H73ZM84 242V240H83ZM91 242V241H90ZM107 242V241H106ZM111 242V241H110ZM110 242H107V245H110ZM113 244H114V239H113ZM116 242V241H115ZM118 242V241H117ZM121 242V240H120ZM126 242V241H125ZM124 242V244H125ZM136 242V241H135ZM143 242V241H141ZM187 242V241H186ZM185 242V243H186ZM188 242H190L188 240ZM226 242V241H225ZM46 243V242H45ZM60 243V242H59ZM63 243V241H62ZM61 243V244H62ZM72 243V242H71ZM105 243V242H104ZM145 243V241H144ZM143 243V244H144ZM147 243V241H146ZM145 243V244H146ZM151 243V242H150ZM149 243V244H150ZM169 243V242H168ZM200 243V242H199ZM240 243V242H239ZM238 243V244H239ZM32 244V245H31ZM34 244V245H33ZM73 244V243H72ZM71 244V245H72ZM85 244V243H84ZM112 244V245H113ZM119 244V243H118ZM123 244V246H124ZM155 244V243H154ZM182 244V243H181ZM191 244V245H192ZM203 244V243H202ZM207 246H208V243H206ZM5 245V244H4ZM3 245V246H4ZM9 245V244H8ZM25 245H28V244H25L24 243V246ZM73 245V247H74ZM79 245H82L83 246V243H80ZM137 245V244H136ZM152 245V244H151ZM7 245H5L6 247ZM24 246L21 247L22 250H24ZM33 246V247H32ZM70 246V245H69ZM115 246V245H114ZM113 246V247H114ZM120 246V245H119ZM117 244H116V247H119ZM200 246V245H199ZM197 246V247H199ZM4 247V249H5ZM66 247V246H65ZM68 247V246H67ZM67 247H66V251H67ZM146 247V246H145ZM148 247V245H147ZM151 247V246H150ZM186 247V246H185ZM3 248V247H1ZM54 248V246H53ZM71 248V247H70ZM115 248V247H114ZM137 248V247H136ZM144 248V247H143ZM26 249H29V248H26ZM62 249V248H61ZM64 249V248H63ZM62 249V250H63ZM73 249V248H71ZM70 249V250H71ZM118 250L120 249L117 248ZM151 249V248H149ZM189 249V248H188ZM193 249V248H192ZM201 249V248H200ZM203 249V247H202ZM241 249V248H240ZM9 251V248L7 247L6 248V251ZM12 250V248H11ZM14 250V249H13ZM75 250V249H74ZM78 250V249H77ZM76 250V251H77ZM144 251H146L145 249H143ZM194 250V249H193ZM262 250V251H261ZM1 253H2V249H0ZM7 251V252H8ZM35 251V253H37ZM79 251V250H78ZM77 251V253H78ZM163 251V249H162ZM198 251V249L196 250ZM261 251V252H259ZM6 252V256H8V253ZM15 252V251H14ZM24 252V251H23ZM59 252V251H58ZM73 252V250L71 251ZM81 252V250H80ZM118 252V251H117ZM143 252V251H142ZM150 252V251H148ZM157 252V251H156ZM194 252V251H193ZM191 252V253H193ZM0 253V254H1ZM29 253V252H28ZM32 253V252H31ZM34 253V252H33ZM40 253V255L42 254ZM76 253V255H77ZM146 253V252H145ZM145 253L143 255V259L145 256ZM164 253V252H163ZM240 253V252H239ZM15 254V253H14ZM25 254H27V251H25ZM30 254V253H29ZM28 254V256H29ZM39 254V253H38ZM52 254L54 255V253L52 252ZM62 254V252H61ZM64 254H67L66 252H63V255ZM70 254V253H69ZM88 254V252H87ZM169 254V253H168ZM5 255H3V258H5ZM12 255V253H11ZM10 255V256H11ZM24 257L25 255L22 254ZM39 255V256H40ZM44 255V256H45ZM52 255V256H53ZM57 255V253H56ZM59 255V253H58ZM72 255V254H71ZM75 255V254H74ZM91 255V254H90ZM140 255V254H139ZM149 255V253H148ZM147 255V256H148ZM161 255V254H159ZM260 255V256H259ZM21 256V255H20ZM47 256V255H46ZM55 256V255H54ZM97 256V255H96ZM168 256V255H167ZM166 256V257H167ZM195 256V255H194ZM197 256V255H196ZM1 257H2V254H1ZM16 257V255H15ZM27 257V255H26ZM60 257V255H59ZM76 257V256H75ZM78 257V255H77ZM149 257V256H148ZM165 257V258H166ZM191 257L192 254H191ZM199 257V256H198ZM2 258V259H3ZM22 258V256H21ZM31 259V257H29ZM35 257L33 256V260L36 261V258L34 259ZM47 258H49L47 256ZM52 258V257H51ZM57 258V256H56ZM66 258V257H65ZM70 258V257H69ZM74 258V256H73ZM72 258V261L75 260V258L73 259ZM96 258V257H95ZM158 258H161V257H158ZM164 258V257H163ZM195 258V257H194ZM204 258V257H203ZM7 259V258H5ZM15 259V258H14ZM12 259V260H14ZM26 259V258H25ZM42 258H39L38 260H40ZM60 259V258H59ZM107 259V257H106ZM142 259V261H144ZM171 259V257H170ZM237 259V258H236ZM250 259V258H249ZM9 260V258H8ZM23 260V259H22ZM32 260V259H31ZM46 258L43 257L42 259V263L45 264ZM55 260V259H54ZM69 261V259H67ZM108 260V259H107ZM150 261V259H148ZM157 260V258L155 259ZM162 260V259H160ZM193 260V259H192ZM196 260V258H195ZM24 261V260H23ZM27 261V259H26ZM25 261V262H26ZM30 260H28L27 262H29ZM41 261V260H40ZM51 261V260H50ZM49 261V262H50ZM72 261L71 262H68V263H71L72 264ZM84 261V260H83ZM170 261V260H169ZM168 261V262H169ZM6 262V260L4 261ZM38 262V261H37ZM54 262V261H53ZM52 262V263H53ZM57 262V261H56ZM63 262V261H62ZM157 262H160V261H157ZM156 262V264H157ZM195 261H193V264H194ZM1 263V262H0ZM36 263V262H35ZM41 263V262H40ZM48 263V262H47ZM46 263V264H47ZM155 263V261H154ZM239 263V262H238ZM4 264V263H3ZM20 264V263H18ZM39 264V263H38ZM50 264V263H48ZM54 264V263H53ZM63 264V263H62ZM130 264V263H128ZM153 264V263H152ZM166 264V263H165ZM170 264V263H168ZM172 264H190V261L186 258H184L178 251H175L174 255H173V259H172ZM192 264V263H191ZM263 264V263H262Z\"/></svg>",
	"mask_w": 264,
	"mask_h": 264
},
{
	"label": "clouds",
	"instance_id": "3",
	"mask_svg": "<svg viewBox=\"0 0 264 264\" xmlns=\"http://www.w3.org/2000/svg\"><path fill=\"white\" fill-rule=\"evenodd\" d=\"M202 0H128V17L123 26L127 30L134 27L132 36L138 39L141 56L118 57L117 72L125 83L140 89L150 90L154 84L171 82L178 73L195 81L221 73L226 62L233 63L246 55V31L226 33L224 40L212 48L205 38L204 29L193 26L191 18L202 9ZM252 7L258 8L257 5ZM264 11V9H260ZM264 31V15L250 24ZM150 30L151 39L146 33ZM174 34V35H173Z\"/></svg>",
	"mask_w": 264,
	"mask_h": 264
},
{
	"label": "snow or ice",
	"instance_id": "4",
	"mask_svg": "<svg viewBox=\"0 0 264 264\" xmlns=\"http://www.w3.org/2000/svg\"><path fill=\"white\" fill-rule=\"evenodd\" d=\"M5 126L3 124H0V129H4ZM0 135H3V133H0Z\"/></svg>",
	"mask_w": 264,
	"mask_h": 264
}]
</instances>
